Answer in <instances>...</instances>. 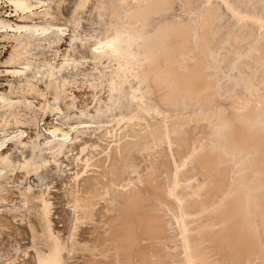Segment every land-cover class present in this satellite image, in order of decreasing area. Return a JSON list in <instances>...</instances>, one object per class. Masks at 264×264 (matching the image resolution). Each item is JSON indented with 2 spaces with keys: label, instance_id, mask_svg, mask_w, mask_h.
Returning a JSON list of instances; mask_svg holds the SVG:
<instances>
[{
  "label": "rangeland",
  "instance_id": "374dc122",
  "mask_svg": "<svg viewBox=\"0 0 264 264\" xmlns=\"http://www.w3.org/2000/svg\"><path fill=\"white\" fill-rule=\"evenodd\" d=\"M138 1L137 0H28V5H30V8H28L27 11H21L19 9L16 10L13 6H11V3H9L10 0H0V155H1L0 156V160H1L0 161V264H39V263L43 264V261H45L46 259L51 260L53 259V257L55 259L56 256H57L56 260L59 261L58 264L60 263L61 264H117L118 262H120L118 264H174V263L175 264H179V263L187 264L185 257L187 254H190V252H191V256H194L193 257L194 259L191 258L193 264H196V263H201V264H264V238H263L264 237V226H263L264 225V218H263L264 217V193H263L264 192L263 191L264 190V175L262 174V171L264 170V152L262 153L263 158L259 156V160L255 161V159L257 158L255 150L248 148L247 150L243 149L245 150L243 151V150L236 148L237 151L240 150L237 152L236 150H234L235 149L234 147L232 146L229 147V144H228L229 141L225 140L226 132L228 133V130L230 131V128L231 130H233L234 128V127L233 128L229 127L228 125V120L232 118L233 120H236L238 123H241V120L251 119L250 127H248L244 131L245 137H248L251 135L253 136V134L259 133L257 134L258 136L257 135L256 136L260 137L259 138L260 140L264 139V118H262L264 117V103H263L264 102V87H263L264 86V66H263L264 65V47H263L264 46V32L263 31L264 30L261 31V27L262 29H264V26H263L264 21L260 22V20L262 21L264 19V1L263 0L262 1L261 0H256V1L251 0L250 2V0H228L227 3L231 4L230 6H232L233 4V6L229 8V9L233 8L232 9L233 11H231L227 9V6H229L228 4H226L227 6L224 5L226 0H223L224 2H222V0H207V2L206 0H185L187 3L190 2L189 3L190 7L188 6L189 4L187 5V3L184 0H181V1L180 0L179 1L178 0H175V1L168 0L169 5L173 10L167 7L169 6L167 3L168 1L165 0L166 3L163 4V2L165 1L162 0L163 1L162 2L159 0V3L162 2L163 4V7L161 6L162 7L161 12H163L164 9L168 10L169 8V12L165 10L166 12H163L162 14L165 13L166 15L170 13V15H166L167 17L169 16L168 18H166L165 15L163 16L161 14L160 10L159 11L157 10V12H160V13H157L159 17L158 16L156 17V14H155L156 11L154 13L152 10L151 12H153L155 17L159 18V20L156 19L154 15L152 16L148 15V13H150L149 9L151 8L149 7L150 3L148 2L150 0H145L143 2L142 0H138ZM156 1L158 2V0ZM196 1L197 2L199 1V3H197ZM144 2H146L147 6L149 7V9L145 8L149 12H147L146 10L144 11L141 8L140 11H143L144 14L143 12H141V15L143 16L141 15L140 16L144 17L145 12H147L146 19L150 20V22L145 20L142 23L143 19L138 18L140 17L139 16L140 12H138L139 13L138 16L137 14L135 15V13H137L136 11H138L142 5H144V7L146 6V4H143ZM170 2L172 3L173 7L171 6ZM184 2L186 3L185 6L183 4ZM195 2H196V6H195ZM221 2L225 6L223 8L224 9L226 8V11L222 8L223 5L220 4ZM151 3H152L151 6H153L151 9H153L155 7L153 3L156 4V2L152 1ZM79 4H82L83 7L79 9L76 12V14H73L75 8ZM160 4H158L159 7L157 6L156 8L161 9ZM100 5H102L101 6L102 8L100 7ZM164 5H167V6L165 7ZM137 6H139V8ZM239 6L241 7L239 8ZM175 7H178V8H175ZM200 7L202 8V10ZM244 7H246V9ZM100 8L101 10H104V11H100ZM191 8L193 9L191 10ZM218 8L219 9L221 8L219 11L221 13L217 12ZM131 9H133L134 12H132L133 10ZM196 9L198 13L196 12ZM186 10L188 13L186 12ZM182 11H184V13ZM192 12H195L196 15L200 18V20L195 15V13H192ZM226 12H228L230 16ZM153 13H150V15ZM176 13H179V14L182 13L185 16V18H183L182 20L181 17L183 16L176 14ZM191 13L194 15H192ZM245 13L246 14L248 13L247 14L248 16ZM132 14H134L138 19H142V20L138 21V19H136L135 16ZM188 14H191V16L194 18H192ZM232 14H233V17L237 15L239 16V18L235 16V19H234L232 17ZM241 15H243L244 17ZM251 15H254V16L250 18ZM188 16L190 17V19L188 18ZM257 16L258 18H256ZM148 17L149 18L151 17V18L149 19ZM240 17L242 21L246 24L249 21L250 23L251 22L253 23L250 24L251 26L248 24V27H247V25H244V23L240 20ZM254 17L257 20H255ZM186 18H188L190 21H188V19ZM151 19L152 21L153 20L154 21L152 22ZM194 19L196 21L198 20V22L193 21ZM237 19L238 21H236ZM251 19H254L255 21L254 20L252 21ZM166 20L167 21L170 20V21L165 22ZM232 20H235V21H232ZM140 21L143 25L145 23L146 27L143 25H140ZM161 21L162 23L165 22V24L167 25L163 24L165 25L163 26L162 23H160ZM177 21H178L177 26L180 23L182 25L186 23L185 24L186 27L188 28L189 26L190 29L189 28L186 29L185 26H184L185 27L184 29L186 31L188 30V34L189 32L190 34L188 35L187 32L185 34L184 33L185 30L182 29V32L184 31L183 33L184 35H186L185 37V36H182L183 33L181 34L182 36L181 39L184 37H185L184 39H186V40L182 39L184 41V42L182 41V44H186L185 45L186 48L185 46L184 48H180L182 49L181 52H178L180 55L176 54L177 52H175V50L171 51V55H169L170 50L174 49L175 45L177 46L179 44L178 42H180L178 41L180 39L179 38L180 34L178 33L179 30H175V28H177L176 23L175 24L172 23V22H177ZM257 21L259 22L256 25L255 23H257ZM132 23L135 25H131ZM149 23L150 24L153 23L151 24L152 26ZM159 23L162 25V28L163 27L165 28V30L163 28L165 33L161 32L162 28ZM170 23H172L173 25ZM242 23L244 26L242 25ZM260 23H262V25ZM20 24L21 25H24V24L25 25H37V26L41 25L45 28L52 26V28L48 29L47 32L45 31V33L36 32L35 35L29 36L23 30L15 29V27ZM147 24L149 28H152L153 26L155 27L156 25L158 27L160 26L161 29L160 28L158 29H160L161 31L160 30L158 31V29H156L157 27H155L154 29V32L155 30L156 32H158L157 34L155 32V34L158 35V38L160 40H162L161 37H163L162 35H159L161 33L164 34L165 36L163 37L164 40L167 39L166 37L168 35H170L169 37H173L176 35V33H178L175 36L178 39L177 38L172 39V40L177 39L176 41L178 42H176V44L174 43L175 45H173L171 39L169 38L171 43L167 40L168 41L167 45L169 43H170L169 45L172 44L171 46L168 45L170 47L169 49L166 48L168 46L165 45L166 43H164V40H162L163 41L162 45L161 44L159 45V42H162V41L158 39L159 42L157 43L158 45H156L157 40L155 39L156 42H153L154 37L152 38V35L150 34L153 32L152 29L154 27L152 29H149L147 28ZM181 24L179 25V27L181 26L183 28ZM203 24L206 26H204ZM192 25H193V28L196 27V29L197 28L198 29L196 30L194 28L193 30ZM139 26H143L144 28H147V30H145L144 28L143 30L142 29L140 30V28L142 27H139ZM166 26L168 28H166ZM54 27H60L61 29L54 28ZM169 27H171L170 29L172 31L169 29ZM255 27H258V29L259 28L260 29L258 30ZM229 28H230V31H229ZM241 28L243 31L241 30ZM121 29H122V32L121 33L118 32L120 34L122 33L128 34L127 31L129 33L133 31L132 38L134 34H136V32L140 31L142 33L140 34L139 32V35L142 38H139V35H137L138 37L137 39L135 38L136 37L135 35L134 36L135 41L138 40V42H135L134 39L132 38L130 40L134 42H131V41H128L129 40L128 38H130L131 33L128 34L129 35L128 38H127L128 35L124 34V37H122L123 35L122 34L121 39H123L122 40L123 47H122V50H120L121 52L116 55L112 53H108V52H103L102 50L94 46V43L97 40H99L100 37L111 35L119 30L121 31ZM166 29H169L170 31L167 32ZM173 30H175L176 33H174L175 31L173 32ZM195 30L196 32L197 31L198 32L196 33ZM236 30H238L239 32L241 31V32L239 33ZM143 31H146V32H143ZM257 31L259 33H257ZM170 32L171 33L173 32L174 35L172 34L173 35L172 36ZM192 32L198 35L196 36ZM200 32L202 35L200 34ZM203 32L206 35H204ZM251 33L253 34L251 35ZM146 34H148L149 36L151 35V38L145 36ZM152 34L153 36L155 35L154 33ZM256 34H259V35H256ZM143 36H145L147 40L145 39V37L143 38ZM156 37L157 36H155V38ZM192 37H194L195 39ZM187 38H189L190 40H188ZM148 39H150V41L152 40V42L149 44L153 43L155 45V46H150L149 44H147V46L149 45L148 46L149 49L150 47L153 48V49L151 48L152 51H149V49L145 47L146 46L145 43L150 42L148 41ZM200 39L202 41H199ZM255 39H257L256 43H255ZM124 41L128 44V46L127 44H125ZM139 41L142 43H140ZM190 42L193 43L194 46H192L193 44H191ZM197 42L198 43L203 42L204 43L203 46H205L206 48L205 47H204L205 49L203 48L202 43L199 44L201 45L200 46L201 48H199V45L196 44ZM225 42H227L228 44ZM143 44H145V46ZM163 44L165 45V47ZM125 45L127 46V48L128 47L130 48V49L128 48L130 53L133 51L134 56L132 55V58L130 57L131 55H129V53L128 54L126 53L128 49L124 47ZM137 46L139 47V49H137L138 48ZM159 46H161V48ZM220 46L222 47V49L220 48ZM178 47H180V45H178ZM123 48H124V52H123ZM125 48H126V51H125ZM159 48L162 50H160ZM155 49L161 51L162 54L165 52L163 49L166 50L168 57L166 56V53H164V56L161 54V56H163V58L166 56L167 62L164 63V60L166 61V58L158 59L157 57V60L159 63L157 61H155L157 62V64L154 63V60H156L155 59L156 57L154 56L159 53ZM175 49L177 51V48ZM201 49H204V50L201 51ZM146 50H148L147 55L151 57V60L146 55L145 53ZM154 50L158 53L155 54ZM98 51L99 53H97ZM188 51L189 53H187ZM200 51L201 52L204 51V52L201 53ZM122 53H124L126 56H123L124 54L120 55ZM172 53L173 55L176 54V56L174 55L175 57H173ZM108 54L111 56L112 55L116 56V57H113V56L111 57ZM136 54L138 55L137 56L138 59L137 57L135 58ZM204 54L206 56H204ZM244 54H247V55L243 57ZM161 56L159 55V57ZM139 57L141 60L139 59ZM216 58L218 59L215 60ZM173 59L175 60V62ZM184 59H185V62L183 61ZM148 60L152 61L156 65V67L158 66L157 68L159 67L163 68L162 70L168 69L167 71H169L170 66H173L174 68L171 67V69H176V71H178L176 73V71L174 70L175 76L182 75L184 79L185 77H187L186 75H188V77L189 76L191 77V74L189 75L187 73H190L192 71L191 73L193 74V70L189 69L190 70L189 71L187 67H186L187 69L185 68V66H187V63H188V67H190L191 65H193L194 62H196L195 63L196 66L193 67L194 66L193 65L190 68L193 67L195 70H197L198 73L195 72L194 70L195 72L194 76L196 73L200 74L199 77L196 74V77H198L197 79H200L201 77L200 80H197L198 83L204 79L203 82L201 81L202 83L200 82L201 83L200 85L201 86L203 85L200 90L202 91L203 89V91L199 93L197 92L196 97H194L195 95L192 94L191 98L192 99L195 98L196 101L193 100L194 102H191V103L189 101H188L189 103L186 102L187 100H185L184 97H180L179 95H178L179 98L178 97L174 98L175 96H177L174 94V91L176 90L172 89L173 87L174 89H177V86L175 88V85H176V82H174L175 79H173L174 83L172 84L170 83L172 82V80L169 81V79H167L168 75L171 76L170 77L171 79L174 77L173 76L174 74L170 75V73L173 71L171 72L169 71L170 73L168 74L166 70L164 72L161 71V69L155 70L156 68L155 65L154 67L152 64L150 65L149 63H152V62ZM229 60H230V65L227 66L229 63ZM259 62H261L260 63L261 65L259 64ZM170 63L173 65H170ZM197 63L200 64V67L199 65L197 66ZM162 64H163V67H162ZM166 64H168L169 66H167ZM207 64L210 67H208ZM254 64H257V65H254ZM152 68H153V71H152ZM154 71H158L159 73L161 72L162 76L164 75L163 73H166V76L164 75L162 78L166 77L167 81L166 79H162L161 81L160 76H158L159 77L158 79H160V81H158L157 77L155 78L154 76V75L157 76V73L155 74ZM182 71H184L186 75L185 74L183 75ZM232 72L233 74H231ZM179 73H182V74H179ZM188 77H187V80L190 79V77L189 78ZM151 78H153V80L155 78L154 81H156L157 79L156 81L157 83L152 81ZM142 79H144L145 81ZM191 79H193L194 81V77L193 78L191 77ZM191 79L188 82L190 83L193 82L191 81ZM163 80H165L166 82ZM207 80L208 81L210 80V82H208ZM245 80L247 81V83L248 82L249 83L247 84ZM204 81H206V83ZM151 82H153V84ZM161 82H165V85L163 83L164 87L162 86ZM194 82H196V80ZM155 83L156 85H154ZM167 83L168 85H166ZM195 85H197V83ZM246 86H248V89L249 88L251 89L248 90ZM251 86L252 87L254 86V87L252 88ZM149 89H152V90H149ZM209 89L211 92L209 91ZM156 91L157 93H155ZM170 91H172L171 92L172 95L168 94L170 93ZM164 93H166L165 94L166 96L164 95ZM175 93L177 94V91ZM200 94L204 98L207 97V100H204V98L202 99ZM139 95L140 96L142 95L143 97L141 96L140 98ZM162 95H164L165 98ZM204 95H207V96H204ZM166 97H169V100L171 102H169L168 98ZM171 97H173L174 99H177V101L180 100L178 102L179 105L176 104L177 101L173 100V98ZM200 97L202 99L201 102L199 100ZM130 98L133 100H131ZM135 98H136L135 104H133L134 102L131 103L130 101H134ZM191 98H189L190 101H192ZM142 99L144 100L142 101ZM171 99L173 100V102ZM164 100H166L167 103L166 101L164 102ZM211 101H214V103H211ZM210 103L213 105H210ZM170 104L173 106V108ZM194 105H196L197 107L196 106L194 107ZM141 108L144 109L145 113L143 112ZM146 108L149 110V113ZM152 109H154V111ZM221 110L223 111L221 112ZM235 112L236 114L234 115ZM126 113L127 114L130 113V114L127 115ZM199 113L201 114L200 117H198ZM223 113L225 115L224 117H223ZM167 114L170 115L171 117H167ZM151 115L152 116L154 115V116L152 117ZM176 115H178V117ZM253 115L257 117L258 120ZM207 116L208 118L209 117L210 118L207 119ZM130 118L132 119V121H130L131 120ZM126 119H129V121ZM226 119L228 120L226 121ZM125 120L128 123H126ZM138 120H140L141 122L139 121L138 123ZM133 121H137V123ZM210 122L216 125H211ZM221 122L225 125V127ZM254 122H256L257 124ZM130 123L131 125H128ZM149 123H152L154 125H151ZM155 123L156 124L158 123L159 125H156ZM134 124H137V125L133 126ZM164 124H166L165 126L166 128H164ZM207 124H208V127H207ZM221 124L223 126H221ZM143 125H147V126L144 127ZM161 125H163V128L161 127ZM212 126L213 127L216 126V129H217V126L218 127L220 126L221 129L224 127V129L221 130L220 128H218L220 131H218L217 129L218 131L217 133L216 129H214L215 127L212 129ZM249 128L252 131H250ZM163 129L164 130L166 129L165 130L166 132ZM179 129L181 130V132ZM254 129H257V130H254ZM140 130L142 131V133H139L141 132ZM247 130L249 131L250 134L254 130V133L250 135L249 133H247L248 132ZM126 131L128 132L130 131L129 134H127L128 132ZM133 131L135 132L134 134H138V135H133L132 134ZM106 132L109 133L107 136H106L107 134ZM171 132H173L175 136ZM165 133H167L166 138L165 136H163ZM159 134L161 135L159 136ZM210 134H212L213 136ZM222 134H223V137H221ZM60 135L67 136L68 138L66 137L67 138L66 139L64 136L63 138H61L62 136ZM181 138L182 139L184 138L185 141L182 140L183 142H180L179 139ZM220 139L222 143L220 142ZM184 142H186L185 145H181ZM90 144L93 150L90 148ZM84 145L86 148L84 147ZM108 145L110 146L108 147ZM170 145H171V148H170ZM213 145H216V147L219 149L215 148V146L213 147ZM48 146H51V147H48ZM115 146L118 148H116ZM183 146L184 148H182ZM83 147L86 150H84ZM213 148L215 149L213 150ZM230 148L231 150H229ZM218 150H221V151H218ZM82 151H84V153H82ZM221 152L222 153L224 152L225 156ZM3 154L4 156H7V158L9 157V161H10L9 164L5 166L3 165V163H1L2 158L4 157ZM80 156L82 157V159ZM245 156L246 157L248 156V157L245 158ZM205 157L208 158L207 161ZM241 157L243 158V161ZM203 158L205 161L203 160ZM244 158L246 160H244ZM210 159L212 160L211 162H209ZM23 160L25 162H23ZM30 160H31V162L29 163L30 166L26 165L25 163ZM213 160H216V161H213ZM254 162L255 163L258 162L262 168L260 167V170L256 166L251 168ZM10 163L12 164L10 165ZM31 163H33L34 165ZM84 163L86 164V166ZM207 163H211V165L213 163V165L212 166L210 164L207 165ZM83 165L85 166V168H87V165L89 166L87 169H85L83 168L84 167ZM90 165L93 167L94 170H92V167H90ZM208 168H211V169H208ZM80 169L81 170L85 169L84 174H83L84 176L82 175L83 171L77 173V171H81ZM86 171H88L89 173ZM79 174L81 176H79ZM137 175H139V177H137ZM82 176L85 180L84 183L82 182L84 181ZM75 177L77 179L74 180ZM125 182L127 183L124 184ZM78 184H81L82 187ZM111 185L113 186L115 185V186L113 187ZM106 186L109 188H107ZM126 186L128 187L126 188ZM173 186L174 188H176L174 189V193L176 192L177 193L176 195L178 196H175V194L173 193L171 194V196L173 195L171 198L170 194L168 193V190L169 189L171 190ZM78 187H79V190H78ZM242 187H244L243 189L244 192L242 191ZM256 187L258 188L257 191H256ZM118 188L120 189L119 191H118ZM103 189H105V191ZM234 189L236 190L234 191ZM107 190H110V191H107ZM178 190L180 191L178 192ZM183 190H185L186 192ZM48 192L50 195H48ZM84 192L85 193L88 192V194H85ZM40 194L43 196L42 201H41ZM167 194H169V196ZM189 194H191L193 198H191L192 196ZM78 195L79 196L81 195V196L79 197ZM180 196L181 197L183 196V197L181 198ZM178 197L181 199H179ZM203 197L205 198V200ZM213 197L217 199H214ZM89 198H92L94 200L95 205L94 204L92 205V203L94 202H91L93 201L92 199L88 200ZM87 200L90 204H88ZM253 200L256 201V203H254ZM97 201L99 204H96ZM109 202H111L112 204ZM173 202L175 203V205ZM248 202L251 203V205H249ZM45 204L46 206L52 205L53 207L50 206V209H49L48 207L45 206ZM257 204H260V205H257ZM242 205L244 207H242ZM72 206L73 208H75L74 210L77 215L76 214L74 215L75 212L73 211V208H71ZM219 206H221L220 209L218 208ZM234 207L235 208L238 207V208L235 209ZM80 208L81 209L83 208V209L81 210ZM87 209H91V210H87ZM42 210H45V212H42ZM240 211H242L243 213L242 212L240 213ZM260 211H263V212H260ZM78 212H80V214H78ZM84 212L85 214H83ZM212 212L214 213L212 214ZM82 214H83V217H82ZM107 214L108 215L110 214V215L108 216ZM46 218L47 220L45 221ZM191 218L192 219L194 218V220L192 221ZM75 222H78V223H75ZM183 223H186L188 225L187 227V225L184 224L185 236L186 238L188 237L187 238L188 242L186 243V245L185 243H183L184 241L182 240L183 232L181 230V226H182L181 224ZM255 225H257V227ZM203 226L205 228H203ZM28 227H30L29 228L30 230L28 229ZM186 229H188V231ZM193 229L195 231H193ZM206 229H209V231H207ZM178 231L179 233L177 234ZM33 232L36 234H34ZM198 233L203 236L202 237L199 236ZM44 235H45V238H42V236L44 237ZM50 235L52 238L50 237ZM198 236L200 237V239L198 238ZM220 238L222 240H220ZM259 239L261 240L259 241ZM53 240L57 241L56 242L57 244ZM261 241L263 242V244L261 243ZM249 244H250V247H249ZM194 246H196L195 250L193 248ZM53 248L54 250H52ZM132 248L134 249L132 250ZM50 249L53 251V253L49 252L51 251ZM196 250L198 253L196 252ZM192 252H193V255H192ZM37 254L39 257L41 256V258H39ZM50 254H51V257H50ZM115 256L117 257V259ZM35 258H36V261H35ZM193 260H196V263ZM200 260L201 262H197ZM38 261H41V262L38 263Z\"/></svg>",
  "mask_w": 264,
  "mask_h": 264
},
{
  "label": "bare ground",
  "instance_id": "6f19581e",
  "mask_svg": "<svg viewBox=\"0 0 264 264\" xmlns=\"http://www.w3.org/2000/svg\"><path fill=\"white\" fill-rule=\"evenodd\" d=\"M137 1H138V0H137ZM143 1H145V0H142V2H143ZM150 1H151V2H152V1H153V2H156V4L153 3L154 6H155V7H154L155 10H154V8L151 9L153 6H151L152 3H151ZM150 1H148V2L150 3V5H149V7H151L150 9H149V7L147 6L146 2H144L143 4H146V6L144 7V5H142L140 8H139V6H140L141 4H140L139 6H137V7L139 8V10H138V11L135 10V11L137 12V13H135V15L137 14V16H138V14H139L138 12H140V14H139V16H140V15H141V12H143V11H140V9L142 8V9L145 11V10H146L145 8H147V9L150 10V13H153V12L155 13V11H156L155 14H156V17H157V16H158L157 13H160V12H161L162 7H163V4H165L166 1H168V0H166V1L163 0V1H165V2H163L162 0H160V1L163 2V4H162V2H160L162 5L159 3V0H158V2H157L156 0H150ZM169 1H170V0H169ZM169 1L167 2L168 5H169ZM171 1H172V0H171ZM174 1H175V0H174ZM178 1H179V0H178ZM178 1H177V2H178ZM180 1H181V0H180ZM184 1H185V0H184ZM227 1H228V0H226V2H225L224 5L228 4L229 6H227V5H226V6H227V9H229L230 7L233 6V4H232V6H230L231 4L227 3ZM255 1H256V0H255ZM261 1H262V0H261ZM263 1H264V0H263ZM37 2H38V1H37ZM111 2H112V1H111ZM185 2H186V1H185ZM185 2L183 3L184 6H185L186 3H187V2H186V3H185ZM196 2H197V1H196ZM196 2H195V6H196ZM206 2H207V0H206ZM222 2H224V1L222 0ZM222 2H221L220 4H222ZM250 2H251V0H250ZM9 3H11V6H13L16 10L19 9V10H21V11H27L28 8H30V5H28V0H10ZM98 3H99V2H98ZM113 3H114V2H113ZM138 3H139V1H138ZM140 3H141V2H140ZM157 3L160 4V7L162 6L161 9L156 8L157 6L159 7V5H158ZM170 3H171V2H170ZM189 3H190V2H189ZM189 3H187V5H188ZM197 3H199V1H198ZM218 3H219V2H218ZM256 3H257V2H256ZM256 3H255V4H256ZM107 4H108V2H107ZM193 4H194V2H193ZM234 4H235V2H234ZM246 4H247V3H246ZM98 5H99V4H98ZM197 5H198V4H197ZM214 5H215V4H214ZM222 5H223V4H222ZM224 5L222 6V8L225 7ZM101 6H102V5H100V7H101ZM103 6H104V5H103ZM111 6H112V5H111ZM119 6H120V5H119ZM164 6L166 7L167 5H164ZM171 6L173 7L172 3H171ZM176 6H177V4H176ZM180 6H181V4H180ZM188 6L190 7V4H189ZM188 6H187V7H188ZM193 6H194V5H193ZM200 6H202V5H200ZM220 6H221V5H220ZM252 6H253V5H252ZM82 7H83V5H82V4H79V5L75 8L73 14H76V12H77L79 9H81ZM143 7H144V8H143ZM165 7H164V8H165ZM167 7L171 8L170 5L167 6ZM198 7H199V6H198ZM240 7H241V6H239V8H240ZM246 7H247V6H246ZM246 7H244V8L246 9ZM101 8H102V7H101ZM101 8H100V11H104V10H101ZM106 8H107V7H106ZM110 8H111V7H110ZM113 8H114V7H113ZM126 8H128V7H126ZM135 8H136V7H135ZM135 8H134V9H135ZM169 8H168V10L164 9L163 12H166V11L169 12ZM175 8H178V7H175ZM175 8H174V9H175ZM193 8H194V7H193ZM193 8H191V10H192ZM196 8H197V7H196ZM200 8H201V7H200ZM200 8H199V10H200ZM206 8H207V7H206ZM216 8H217V7H216ZM254 8H255V7H254ZM103 9H104V8H103ZM114 9H115V8H114ZM179 9H180V7H179ZM179 9H177V10H179ZM184 9H186V8H184ZM187 9H188V8H187ZM207 9H208V8H207ZM212 9H213V8H212ZM214 9H215V8H214ZM220 9H221V8H220ZM220 9L218 8V11H217V12H219ZM223 9H224V8H223ZM232 9H233V8H232ZM232 9H229V10L233 11ZM117 10H118V9H117ZM119 10H120V9H119ZM124 10H125V9H124ZM131 10H133V9H131ZM131 10H129V11H131ZM152 10H153V12H151ZM157 10H158V11L160 10V12H157ZM165 10H166V11H165ZM171 10H173V9L171 8ZM181 10H182V9H181ZM181 10H180V12H181ZM194 10H195V9H194ZM194 10H193V11H194ZM199 10H198V11H199ZM201 10H202V8H201ZM224 10L226 11V8H225ZM234 10H235V9H234ZM238 10H239V9H238ZM247 10H248V9H247ZM247 10H246V11H247ZM249 10H250V9H249ZM112 11H113V10H112ZM146 11H147V10H146ZM175 11H176V10H175ZM207 11H208V10H207ZM255 11H256V10H255ZM114 12H115V11H114ZM114 12H112V13H114ZM124 12H125V11H124ZM132 12H134V10H133ZM147 12H149V11H147ZM147 12H145V15L147 14ZM163 12H161V14H162ZM180 12H179V13H180ZM182 12L184 13V11H182ZM186 12H187V10H186ZM196 12H197V9H196ZM228 12H229V11H228ZM228 12H226V13L228 14ZM235 12H236V11H235ZM235 12H234V14H235ZM112 13H111V14H112ZM117 13H118V12H117ZM120 13H121V12H120ZM128 13H129V12H128ZM150 13H148L149 16L154 15V13L151 14V15H150ZM179 13H176V14H179ZM187 13H188V12H187ZM192 13H195V12H192ZM192 13H191V14H192ZM197 13H198V12H197ZM204 13H205V12H204ZM219 13H221V12H219ZM229 13H230V12H229ZM249 13H250V12H249ZM98 14H99V13H98ZM115 14H116V13H115ZM124 14H125V13H124ZM143 14H144V12H143ZM185 14H186V13H185ZM191 14H188V15L191 16ZM216 14H218V13H216ZM230 14H231V13H230ZM245 14H246V13H245ZM247 14H248V13H247ZM247 14H246V15H247ZM253 14H254V13H253ZM116 15H117V14H116ZM120 15H121V14H120ZM127 15H128V14H127ZM132 15H134V14H132ZM135 15H134V16H135ZM145 15H144V17H141V16H143V15H141L140 17H138V18H142L143 20H142V19H138L136 16H135V18L138 19V21H139V20H142V23H143L145 20H147V19H146L147 15H146V16H145ZM162 15L164 16L165 13L162 14ZM166 15H170V13H168V14H166ZM166 15H165V17L168 18L169 16L167 17ZM172 15H173V14H172ZM179 15L183 16V17H181L182 20H183V18H185V16H184L182 13L179 14ZM179 15H178V16H179ZM192 15H194V14H192ZM195 15H196V13H195ZM203 15H204V14H203ZM207 15H209V14H207ZM228 15H229V14H228ZM228 15H227V16H228ZM254 15H255V14H254ZM254 15H251L250 18H252V16H254ZM123 16H124V15H123ZM125 16H126V15H125ZM134 16H133V17H134ZM196 16H197V15H196ZM196 16H195V17H196ZM201 16H202V15H201ZM218 16H219V15H218ZM229 16H230V15H229ZM235 16L239 18V16H237V15H235ZM235 16L233 17V14H232V17H233L234 19H235ZM241 16H243V15H241ZM247 16H248V15H247ZM114 17H115V16H114ZM118 17H119V16H118ZM127 17H128V16H127ZM154 17H155V15H154ZM156 17H155V18H156ZM158 17H159V16H158ZM186 17H187V15H186ZM191 17H192V16H191ZM197 17H198V16H197ZM221 17H222V16H221ZM243 17H244V16H243ZM120 18H121V17H120ZM130 18H131V17H130ZM144 18H145V19H144ZM148 18H149V17H148ZM150 18H151V17H150ZM150 18H149V19H150ZM152 18H153V17H152ZM170 18H171V16H170ZM172 18H173V16H172ZM188 18L190 19L189 16H188ZM188 18H186V19H188ZM192 18H194V17H192ZM198 18H199V17H198ZM206 18H207V17H206ZM213 18H214V17H213ZM217 18H218V17H217ZM226 18H227V17H226ZM233 18H232V19H233ZM247 18H248V17H247ZM254 18H255V17H254ZM256 18H258V16H257ZM256 18H255V20H257ZM133 19H134V18H133ZM153 19H154V18H153ZM156 19L159 20V18H156ZM174 19H175V18H174ZM189 19H188V21H190ZM196 19H197V18H196ZM219 19H220V18H219ZM221 19H223V18H221ZM224 19H225V17H224ZM261 19H262V17H261ZM120 20H121V19H120ZM122 20H123V19H122ZM128 20H129V18H128ZM158 20H157V21H158ZM162 20H163V19H162ZM167 20H168V19H167ZM167 20H166L165 22H169V21H170V20H169V21H167ZM171 20H172V19H171ZM177 20H179V19H177ZM199 20H200V18H199ZM205 20H206V19H205ZM229 20H230V19H229ZM240 20L242 21L241 17H240ZM249 20H250V19H249ZM251 20L253 21L254 19H251ZM255 20H254V21H255ZM259 20H260V18H259ZM130 21H131V20H130ZM135 21H136V20H135ZM147 21L150 22V20H147ZM147 21H146V22H147ZM151 21H152V19H151ZM153 21H154V20H153ZM153 21H152V22H153ZM173 21H174V20H173ZM180 21H181V20H180ZM193 21L198 22V20L196 21L195 19H194ZM203 21H204V20H203ZM212 21H213V20H212ZM222 21H223V20H222ZM232 21H235V20H232ZM236 21H238V19H237ZM245 21H246V20H245ZM263 21H264V19H263L262 21L260 20V22H263ZM165 22L162 23V21H161L160 23H162V25H163V24H165ZM200 22H201V21H200ZM214 22H215V21H214ZM224 22H225V21H224ZM242 22H243V21H242ZM258 22H259V21H257V23H255V22H254V23L257 25ZM115 23H116V21H115ZM117 23H118V22H117ZM119 23H120V21H119ZM138 23H139V22H138ZM142 23H141V21H140V25H143ZM154 23H155V22H154ZM160 23H159V24H160ZM172 23H174V24L176 23V27H177V28H175V30H179V32L177 31V32L180 34V36L178 35L179 38H180L178 41H180L181 43L178 42V41H176L178 38L175 37V36H176L178 33H176L175 30H173V32L175 31L174 33H176L175 36H173V35H174L173 32H172V33L170 32L171 35L173 34V35H172L173 37H169L170 35H168V36L166 37L167 39L164 40L163 37H165V36H164V34H162L161 32L165 33V32H164L165 28L163 27V28H164V30H163L162 25L160 24V25H161V28H162V31H161V30H160V29H161L160 26H159V27H158L157 25L155 26V27H157L156 29L160 28V29H158V31H159V30L161 31V32H160L161 34H159V35H162V36H163V37H161V39L164 40V43H166V44H165L166 46H168V45L171 43V41H172L173 45H175L176 42H178L179 44H178V43H177V44L180 45V47H178V45H177V46L175 45L174 49L170 50V54H169V55H171V51H173V50H175V52H177L176 54H179L178 52H181V51H182V49H180V48H184V46L186 45V44H182V41H183L182 39H184V38L186 37V35H184V33L186 34V32H187V34H188V30L186 31V30L184 29V28L186 27V25H185L186 23H185L184 25H182V24L179 22V23L183 26V28H182L181 26H180L181 28L179 27L180 24L177 26L178 21H177V22H172ZM172 23H170V24H172ZM182 23H183V22H182ZM192 23H193V22H192ZM215 23H216V22H215ZM235 23H236V22H235ZM238 23H239V22H238ZM243 23H244V22H243ZM243 23H242V25H243ZM251 23H253V22H251ZM251 23H250V21H249V22H247V24L244 23V25H247V27H248V24L250 25ZM149 24H150V23H149ZM151 24H153V23H151ZM151 24H150V25H151ZM156 24H157V22H156ZM170 24H169V25H170ZM187 24H189V23H187ZM190 24H191V22H190ZM199 24H200V23H199ZM207 24H209V23H207ZM212 24H213V22H212ZM216 24H217V23H216ZM236 24H237V23H236ZM260 24L262 25V23H260ZM118 25H119V24H118ZM131 25H135V24L132 23ZM165 25H167V24H165ZM165 25H163V26H165ZM169 25H168V26H169ZM172 25H173V24H172ZM203 25H204V24H203ZM240 25H241V24H240ZM240 25H239V26H240ZM242 25H241V26H242ZM244 25H243V26H244ZM261 25H260V26H261ZM110 26H112V25H110ZM128 26H129V25H128ZM143 26L146 27V24L144 23ZM143 26H139V27H142V28H140V30H141V29L143 30V28H144ZM151 26H152V25H151ZM170 26H171V25H170ZM184 26H185V27H184ZM187 26H188V25H187ZM194 26H195V24H194ZM204 26H206V25H204ZM208 26H209V25H208ZM218 26H219V25H218ZM234 26H235V25H234ZM239 26H238V27H239ZM250 26H251V25H250ZM250 26H249V27H250ZM263 26H264V25H263ZM122 27H123V26H122ZM133 27H134V26H133ZM153 27H154V26H153ZM153 27H152V28H153ZM155 27H154L153 29H152V28H149V27H148V24H147V28L152 29V30H153L152 33H154V34H155V32H156V30H155V32H154ZM173 27H174V26H173ZM199 27H201V26H199ZM232 27H233V26H232ZM238 27H236V28H238ZM258 27H259V26H258ZM258 27H255V28L258 29ZM51 28H52V26H50V27H46V28H45V27H43V26H41V25H40V26H37V25H25V24H24V25H21V24H20V25H17V26L15 27V29H17V30H23V31L26 32L27 35H29V36H31V35H35L36 32H40V33L44 32V33H45V31L47 32V30H48V29H51ZM54 28H59V29H61L60 27H54ZM54 28H53V29H54ZM116 28H117V27H116ZM119 28H121V27H119ZM119 28H118V29H119ZM137 28H138V26H137ZM147 28H144V29L147 30ZM166 28H168V27L166 26ZM170 28H171V27H169V29H170ZM178 28H180L181 31H180V29H178ZM188 28L190 29L189 26H188ZM188 28L186 27V29H188ZM192 28H193V25H192ZM192 28H191V30H192ZM194 28L196 29V27H194ZM194 28H193V30H194ZM202 28H203V27H202ZM218 28H219V27H218ZM233 28H234V27H233ZM233 28H232V29H233ZM243 28H245V27H243ZM252 28H253V27H252ZM252 28H251V29H252ZM106 29H107V28H106ZM110 29H112V28H110ZM126 29H127V28H126ZM169 29H166L167 32L171 30V29H170V30H169ZM182 29L185 30V32L183 31L184 33L182 32ZM197 29H198V28H197ZM197 29H196V30H197ZM200 29H201V28H200ZM203 29H204V28H203ZM209 29H210V28H209ZM232 29H231V30H232ZM259 29H260V28H259ZM259 29H258V30H259ZM116 30H117V29H116ZM127 30H128V29H127ZM196 30H195V32H196ZM216 30H218V29H216ZM222 30H223V29H222ZM241 30H242V28H241ZM247 30H248V29H247ZM262 30H264V29H262V27H261V31H262ZM113 31H114V30H113ZM136 31H137V30H136ZM171 31H172V30H171ZM203 31H204V30H203ZM229 31H230V28H229ZM229 31H228V32H229ZM236 31H238V30H236ZM242 31H243V30H242ZM118 32L121 33V32H122V29H121V31L119 30V31H117V32H115V33H113V34H111V35H107V36H105V37H100V39L97 40V41L95 40L96 42L94 43V46H95L96 48L102 50L103 52L112 53V54H114V55L120 53V52H121L120 50H122V47H123V46H122V44H123V41H122V40H123V39H121V38L124 37V34H125V35H128V34L131 33L130 38H128L129 35L127 36V38L129 39L128 41H131L130 39L132 38V32H133V31L130 32V33L127 31L128 34H126V33L123 34V33H122L123 35L120 34V33H118ZM124 32H125V31H124ZM139 32H140V31H138V32H136V34H134V36L136 35L135 38H137V39H138L137 35H139ZM143 32H146V31H143ZM147 32H148V31H147ZM193 32H194V31H193ZM193 32H192V33H193ZM197 32H198V31H197ZM197 32H196V33H197ZM215 32H216V31H215ZM219 32H220V31H219ZM238 32H239V31H238ZM240 32H241V31H240ZM240 32H239V33H240ZM252 32H253V31H252ZM255 32H256V31H255ZM263 32H264V31H263ZM106 33H108V32H106ZM137 33H138V34H137ZM141 33H142V32H140V34H141ZM152 33H150V34L152 35V38L154 37V38H153V39H154L153 42H156V41H155V39H156V40H157L156 45H158L157 43L159 42V41H158L159 38H158V35H156L158 32H156V34H155L154 36H153ZM182 33H183L182 36H185V37L181 39V37H182L181 34H182ZM226 33H227V31H226ZM257 33H259V32L257 31ZM143 34H144V33H143ZM166 34H168V33H166ZM166 34H165V35H166ZM189 34H190V32H189ZM189 34H188V35H189ZM193 34H195V33H193ZM200 34H201V32H200ZM203 34H204V32H203ZM214 34H215V33H214ZM217 34H218V33H217ZM232 34H233V33H232ZM248 34H249V32H248ZM248 34H247V35H248ZM252 34H253V33H251V35H252ZM260 34H261V33H260ZM105 35H106V34H105ZM121 35H122V37H121ZM151 35L149 36L148 34H146L145 36L151 38ZM195 35L197 36L198 34H195ZM201 35H202V34H201ZM204 35H206V34H204ZM204 35H203V36H204ZM237 35H238V34H237ZM256 35H259V34H256ZM134 36H133L132 39H134V41H135ZM141 36H142V35H141ZM145 36H143V38H144ZM155 36H157V37L155 38ZM191 36H193V35H191ZM196 36H194V37H196ZM214 36H215V35H214ZM225 36H226V35H225ZM230 36H231V34H230ZM230 36H229V37H230ZM194 37H192V38H194ZM199 37H200V36H199ZM204 37H205V36H204ZM234 37H235V36H234ZM256 37H257V36H256ZM258 37H260V36H258ZM261 37H262V36H261ZM127 38H125V39H127ZM139 38H142V37H140V35H139ZM169 38L171 39V41L169 40ZM173 38H177V39H176V40H172ZM197 38H198V37H197ZM251 38H252V37H251ZM137 39H136V40H137ZM145 39H146V37H145ZM145 39H144V40H145ZM187 39L190 40L189 38H187ZM194 39H195V38H194ZM201 39H202V38H201ZM201 39H200L199 41H202ZM203 39H204V38H203ZM225 39H226V38H225ZM229 39H230V38H229ZM257 39H258V38H257ZM257 39H255V43L257 42V41H256ZM260 39H261V38H260ZM139 40H140V39H139ZM142 40H143V39H142ZM142 40H141V41H142ZM146 40H147V39H146ZM159 40H160V39H159ZM162 40H160V41H162ZM167 40L170 42L168 45H167V42H168ZM184 40H186V39H184ZM204 40H205V39H204ZM231 40H232V39H231ZM250 40H251V39H250ZM125 41H126V40H125ZM125 41H124V42H125ZM134 41H131V42H134ZM148 41H150V39H148ZM165 41H166V42H165ZM174 41H175V42H174ZM191 41H193V40H191ZM194 41H195V40H194ZM197 41H198V40H197ZM229 41H230V40H229ZM126 42H127V41H126ZM126 42H125V44H127ZM135 42H138V40L135 41ZM139 42H140V41H139ZM151 42H152V40H151L150 42H148V43L146 42V43H145L146 46H145V44H143V45H144L145 47H147V49H149V48H148L149 45H150V46H155L153 43H152L153 45H152V44H149V43H151ZM183 42H184V41H183ZM185 42H186V41H185ZM220 42H221V41H220ZM227 42H228V41H227ZM227 42H225V43H227ZM259 42H260V41H259ZM140 43H142V42H140ZM162 43H163V41H162V42H159V45H160V44L162 45ZM174 43H175V44H174ZM190 43H191V42H190ZM190 43H188V44H190ZM200 43H202V46H203L204 43H203V42H200ZM200 43L197 42L196 44L199 45ZM205 43H206V42H205ZM147 44H149V45L147 46ZM181 44H182L183 47L181 46ZM191 44H193V43H191ZM223 44H224V43H223ZM227 44H228V43H227ZM129 45H130V43H129ZM133 45H134V44H133ZM135 45H136V44H135ZM163 45H164V44H163ZM165 45H164V47H165ZM171 45H172V44H171ZM171 45H169V46H171ZM209 45H210V44H209ZM240 45H241V44H240ZM127 46H128V44H127ZM127 46L125 45L124 47L127 48ZM169 46L166 47V48L169 49V48H170ZM192 46H194V44H193ZM196 46H197V45H196ZM200 46H201V45H199V48H201ZM212 46H213V45H212ZM250 46H251V44H250ZM137 47H138V46H137ZM156 47H158V46H156ZM159 47L161 48V46H159ZM187 47H188V46H187ZM197 47H198V46H197ZM204 47H205V46H203V48H204ZM252 47H253V45H252ZM252 47H251V48H252ZM263 47H264V46H263ZM126 48H125V51H126ZM128 48H129V47H128ZM128 48H127V49H128ZM142 48H143V47H142ZM151 48H152V47H150L149 51H152ZM154 48H155V47H154ZM160 48H159V49H160ZM162 48H163V46H162ZM175 48H177V51H176ZM178 48H179V49H178ZM185 48H186V46H185ZM192 48H193V47H192ZM199 48H198V50H199ZM205 48H206V47H205ZM205 48H204V49H205ZM220 48L222 49L221 46H220ZM238 48H239V47H238ZM251 48H250V49H251ZM129 49H130V48H129ZM129 49H128V51H129ZM134 49H135V48H134ZM137 49H139V47H138ZM152 49H153V48H152ZM204 49H201V51L204 50ZM217 49H218V48H217ZM227 49H228V48H227ZM254 49H255V48H254ZM155 50L158 51L159 53L156 52ZM155 50H154V51H155V54L158 53V54H156V55L154 56V57H156V58H155L156 60L152 59V60H154V63H155V64H157V62H158L157 57H158V59H159V58H163L164 53H166V56L168 57L167 52H166L165 49H163V50L165 51L163 54H162L161 51H159V50H157V49H155ZM160 50H162V49H160ZM178 50H179V51H178ZM128 51H126V53H127V54L129 53V55H131L130 57L132 58V55L134 56L133 51H132L131 53H130V51H129V52H128ZM135 51H136V50H135ZM144 51H145V50H144ZM147 51H148V50H146V52H145L146 55L148 54ZM167 51H168V50H167ZM192 51H193V50H192ZM201 51H200V52H201ZM249 51H251V50H249ZM123 52H124V48H123ZM142 52H143V50H142ZM160 52H161V53H160ZM194 52H195V51H194ZM203 52H204V51H203ZM203 52H201V53H203ZM218 52H219V51H218ZM220 52H221V51H220ZM224 52H225V51H224ZM231 52H232V51H231ZM97 53H99V51H98ZM149 53H150V52H149ZM168 53H169V52H168ZM173 53H174V52H173ZM173 53H172V56L175 57L176 54H174V55H175V56H174ZM187 53H189V51H188ZM187 53H186V55H187ZM198 53H199V52H198ZM222 53H223V52H222ZM251 53H252V52H251ZM123 54H124V53H122V54H120V55H123ZM161 54H162L163 56H161ZM192 54H193V52H192ZM192 54H191V55H192ZM207 54H208V53H207ZM215 54H216V53H215ZM236 54H237V53H236ZM241 54H242V53H241ZM108 55H109V54H108ZM129 55H128V57H129ZM139 55H140V54H139ZM142 55H143V54H142ZM153 55H154V53H153ZM159 55H160L161 57H159ZM179 55H180V54H179ZM184 55H185V54H184ZM196 55H197V54H196ZM202 55H203V54H202ZM202 55H200V56H202ZM246 55H247V54H244L243 57H245ZM251 55H252V54H251ZM251 55H249V56H251ZM109 56H111V55H109ZM112 56H113V55H112ZM112 56H111V57H112ZM123 56H126V55L124 54ZM137 56H138V55L136 54V55H135V58H136ZM147 56H148V55H147ZM147 56H146V58H147ZM166 56H165L163 59H165ZM177 56H178V55H177ZM204 56H206V55L204 54ZM222 56H223V55H222ZM234 56H235V55H234ZM256 56H257V55H256ZM113 57H116V56H113ZM121 57H122V56H121ZM128 57H126V58H128ZM208 57H209V56H208ZM213 57H214V56H213ZM217 57H218V56H217ZM220 57H221V56H220ZM243 57H242V58H243ZM123 58H124V57H123ZM135 58H134V59H135ZM148 58H150V60H151V57L148 56ZM179 58H180V57H179ZM190 58H191V57H190ZM205 58H206V57H205ZM240 58H241V57H240ZM249 58H251V57H249ZM137 59H138V57H137ZM139 59H140V57H139ZM176 59H177V57H176ZM181 59H182V58H181ZM188 59H189V58H188ZM192 59H193V57H192ZM217 59H218V58H216L215 60H217ZM236 59H237V58H236ZM238 59H239V58H238ZM140 60H141V59H140ZM142 60H144V59H142ZM146 60H147V59H146ZM150 60H148V61H150ZM173 60H174V59H173ZM199 60H200V59H199ZM199 60H198V61H199ZM201 60H202V59H201ZM205 60H206V59H205ZM215 60H214V61H215ZM240 60H241V59H240ZM244 60H245V59H244ZM259 60H260V59H259ZM133 61H134V60H133ZM155 61H157V62H155ZM171 61H172V59H171ZM183 61L185 62V59H184ZM187 61H188V60H187ZM187 61H186V62H187ZM193 61H195V60H193ZM198 61H197V62H198ZM212 61H213V60H212ZM140 62H141V61H140ZM142 62H143V61H142ZM145 62H146V61H145ZM150 62H152V61H150ZM165 62H167V58H166V61L164 60V63H165ZM174 62H175V60H174ZM199 62H200V61H199ZM199 62H198V63H199ZM237 62H238V61H237ZM147 63H149V62H147ZM154 63L152 62V63H149V64H150V65L152 64L153 67H154V65H155ZM158 63H159V62H158ZM177 63H178V62H177ZM189 63H190V62H189ZM195 63H196V62L193 63L194 66L191 65V64H189V65L195 67V66H196ZM198 63H197V66L199 65V67H200V64H198ZM204 63H205V62H204ZM214 63H215V62H214ZM257 63H258V62H257ZM260 63H261V62H259V64H260ZM262 63H263V62H262ZM130 64H131V63H130ZM139 64H140V63H139ZM143 64H144V63H143ZM168 64H169V63H168ZM168 64H166V65L169 66ZM182 64H183V63H182ZM215 64H216V63H215ZM226 64H227V63H226ZM141 65H142V64H141ZM150 65H148V66H150ZM170 65H173V64L170 63ZM175 65H176V64H175ZM177 65H178V64H177ZM183 65H184V64H183ZM185 65H186V64H185ZM229 65H230V60H229V63H228L227 66H229ZM231 65H232V64H231ZM249 65H250V64H249ZM254 65H257V64H254ZM260 65H261V64H260ZM148 66H147V67H148ZM159 66H160V65H159ZM181 66H182V65H181ZM191 66H190V67H191ZM207 66H208V64H207ZM214 66H215V65H214ZM233 66H234V65H233ZM240 66H241V65H240ZM263 66H264V65H263ZM123 67H124V66H123ZM126 67H127V65H126ZM129 67H130V66H129ZM138 67H139V66H138ZM140 67H141V66H140ZM155 67H156V65H155ZM157 67H158V66H157ZM157 67L155 68V70H158V69L160 70V69H161V71H163V72L166 70V69L162 70L163 68H160V67L157 68ZM162 67H163V64H162ZM164 67H165V66H164ZM171 67L174 68L173 66H170V70H169V71H170V72L173 71V72L170 73L169 71H167L168 69H167L166 71L168 72V74L170 73V75H171V74L173 75V74H174V70L176 71V69H171ZM186 67L188 68V70H189V69L193 70V74L191 73L192 71H191L190 73H187V74H189V75L191 74V77H192V78L194 77V81L196 80V82H194L193 79H191L190 76H189V77H190L191 81H193V82H191V83L188 82L190 79L187 80L188 75H186V74L184 73V71H182L183 75L185 74V75L187 76V77L184 76L185 79L182 77V75H181V76H180V75H176V76H175V74L173 75L174 77L172 76V77H173L172 79L170 78L171 76L168 75L169 78L167 77V79H169V81L172 80V82H170L171 84L174 83V82H176L175 88H176V86H177V89H174V87H173V88L171 87L173 90H176V91H177V94L175 93L176 91H174V94L177 95V96L174 95L175 97H174V96H173V97H174V98H176V97L179 98V96H180V97H184L185 100H187L186 102L189 101V102L191 103V102H194L193 100H195L194 97H196V93H197V92L199 93V92H202V91H203V89H202V91L200 90L201 87L203 86V85L201 86L200 84L203 82V80H204L203 78H204V77L202 78L203 80H201L202 82L200 81L201 83H200V82L198 83L197 80H200V79H201V77H200V79H197V78L200 76V74H197V73H198L197 70H195L193 67H192V68L188 67V63H187V66H185V68H186ZM203 67H204V66H203ZM203 67H202V68H203ZM208 67H210V66H208ZM208 67H207V69H208ZM261 67H262V66H261ZM150 68H151V67H150ZM166 68H167V67H166ZM175 68H176V67H175ZM187 68H186V69H187ZM196 68H197V67H196ZM234 68H235V67H234ZM240 68H241V67H240ZM248 68H249V67H248ZM259 68H260V67H259ZM123 69H124V68H123ZM131 69H132V67H131ZM177 69H178V68H177ZM199 69H200V68H199ZM140 70H141V68H140ZM194 70H195V72H197L196 74L198 75V77H196V74H195V76H194V73H195ZM212 70H213V69H212ZM228 70H229V69H228ZM232 70H233V69H232ZM261 70H262V69H261ZM129 71H130V69H129ZM129 71H128V72H129ZM152 71H153V68H152ZM189 71H190V70H189ZM189 71H188V72H189ZM202 71H203V70H202ZM205 71H206V70H205ZM218 71H219V70H218ZM240 71H241V70H240ZM245 71H246V70H245ZM254 71H255V70H254ZM16 72H17V71H16ZM149 72H151V71H149ZM154 72H155V74L157 73V76L153 74V75L155 76V78L157 77V79H158V78H159L158 76H160V77H161V81H162V79H166V77L162 78L164 75L166 76V73H163L164 75L162 76L161 72H160V73H159L158 71H154ZM177 72H178V71H176V73H177ZM186 72H187V71H186ZM233 72H235V71H233ZM233 72H232L231 74H233ZM147 73H148V72H147ZM151 73H153V72H151ZM158 73H159L160 75H159ZM182 73H179V74H182ZM202 73H203V72H202ZM220 73H221V72H220ZM253 73H254V72H253ZM234 74H235V73H234ZM242 74H243V73H242ZM256 74H257V72H256ZM256 74H254V75H256ZM130 75H131V74H130ZM148 75H149V74H148ZM153 75H152V76H153ZM192 75H193V76H192ZM201 75H202V74H201ZM229 75H230V74H229ZM141 76H142V75H141ZM144 76H145V75H144ZM202 76H203V75H202ZM207 76H208V75H207ZM241 76H243V75H241ZM261 76H262V75H261ZM189 77H188V78H189ZM218 77H219V76H218ZM226 77H227V76H226ZM145 78H146V77H145ZM155 78H154V80H155ZM195 78H196V79H195ZM222 78H223V77H222ZM151 79H152V81H154L153 78H151ZM157 79H156V81H157ZM167 79H166V81H167ZM173 79H175V81H174ZM207 79H208V78H207ZM211 79H212V78H211ZM247 79H248V78H247ZM259 79H260V78H259ZM142 80H144V79H142ZM148 80H149V79H148ZM148 80H146V81H148ZM185 80H186V81H185ZM219 80H220V79H219ZM221 80H222V79H221ZM241 80H242V79H241ZM243 80H244V79H243ZM249 80H250V79H249ZM249 80H248V81H249ZM253 80H254V79H253ZM144 81H145V80H144ZM156 81H154V82H156ZM158 81H160V79H158ZM163 81H165V80H163ZM166 81H165V82H166ZM173 81H174V82H173ZM207 81H208V80H207ZM216 81H217V80H216ZM235 81H237V80H235ZM238 81H239V80H238ZM245 81H246V80H245ZM165 82H161L163 87H164V85H165ZM204 82L206 83V81H204ZM208 82H210V80H209ZM223 82H224V80H223ZM243 82H244V81H243ZM251 82H252V81H251ZM151 83L153 84V82H151ZM156 83H157V82H156ZM156 83H155L154 85H156ZM163 83H164V85H163ZM194 83H195V84L197 83V85H195ZM246 83H247V81H246ZM248 83H249V82H248ZM248 83H247V84H248ZM158 84H159V83H158ZM198 84H199V86H198ZM213 84H214V83H213ZM240 84H241V83H240ZM253 84H254V83H253ZM255 84H257V83H255ZM260 84H261V83H260ZM143 85H144V84H143ZM149 85H150V84H149ZM166 85H168V83H167ZM169 85H170V84H169ZM173 85H174V84H173ZM207 85H208V83H207ZM209 85H210V84H209ZM215 85H216V84H215ZM245 85H246V84H245ZM245 85H244V86H245ZM249 85H250V84H249ZM249 85H248V86H249ZM219 86H220V85H219ZM248 86H246L247 89H248ZM255 86H256V85H255ZM259 86H260V85H259ZM261 86H262V85H261ZM143 87H144V86H143ZM166 87H168V86H166ZM169 87H170V86H169ZM206 87H208V86H206ZM209 87H211V86H209ZM214 87H215V86H214ZM224 87H225V86H224ZM251 87H252V86H251ZM253 87H254V86H253ZM253 87H252V88H253ZM263 87H264V86H263ZM171 88H170V89H171ZM218 88H219V87H218ZM220 88H221V87H220ZM154 89H155V88H154ZM156 89H157V88H156ZM158 89H159V88H158ZM162 89H164V88H162ZM162 89H161V90H162ZM172 89H171V90H172ZM206 89H208V88H206ZM224 89H225V88H224ZM224 89H223V90H224ZM249 89H251V88H249ZM249 89H248V90H249ZM260 89H261V88H260ZM149 90H152V89H149ZM199 90H200V91H199ZM204 90H205V89H204ZM231 90H233V89H231ZM158 91H160V90H158ZM167 91H168V90H167ZM209 91H210V89H209ZM212 91H213V90H212ZM252 91H253V90H252ZM161 92H162V91H161ZM163 92H164V90H163ZM171 92H172V91H170V93H168V94L170 95ZM194 92H195V94H194ZM210 92H211V91H210ZM226 92H227V91H226ZM228 92H229V91H228ZM155 93H157V91H156ZM159 93H160V92H159ZM129 94H130V93H129ZM135 94H136V93H135ZM142 94H143V93H142ZM145 94H146V93H145ZM162 94H163V93H162ZM165 94H166V93H164V95H165ZM168 94H167V96H168ZM192 94L195 95V96L193 97L194 99L191 98V97H192ZM209 94H210V93H209ZM218 94H219V93H218ZM227 94H228V93H227ZM164 95H162V96L164 97ZM171 95H172V94H171ZM178 95H179V96H178ZM200 95H201V94H200ZM230 95H231V94H230ZM128 96H129V95H128ZM139 96H140V95H139ZM141 96H142V95H141ZM141 96H140V98H141ZM165 96H166V95H165ZM204 96H207V95H204ZM130 97H132V96H130ZM142 97H143V96H142ZM173 97H171V98H173ZM201 97H202V99L204 98L202 95H201ZM201 97L199 98L200 102H201V100H202ZM212 97H213V96H212ZM223 97H224V96H223ZM223 97H222V98H223ZM154 98H155V97H154ZM164 98H165V97H164ZM166 98H168V100H169V97H166ZM174 98H173V100H176V101H177V99H174ZM186 98H187V99H186ZM189 98H191L192 101H190ZM214 98H215V97H214ZM130 99H131V98H130ZM130 99H129V100H130ZM144 99H145V97H144ZM144 99H142V101H143ZM208 99H209V98H208ZM219 99H220V98H219ZM131 100H133V99H131ZM138 100H139V99H138ZM159 100H161V99H159ZM166 100H167V99H166ZM166 100H164V102H165ZM171 100H172V99H171ZM173 100H172V102H173ZM178 100H179V99H178ZM183 100H184V99H183ZM183 100H182V101H183ZM204 100H207V97L204 98ZM135 101H136V98H135L134 101H130V102H131V103L134 102L133 104H135ZM142 101H140V102H142ZM148 101H149V100H148ZM179 101H180V100H179ZM179 101H177L176 104H178ZM195 101H196V100H195ZM127 102H128V101H127ZM130 102H129V103H130ZM146 102H147V101H146ZM169 102H171V101L169 100ZM174 102H175V101H174ZM189 102H188V103H189ZM197 102H199V101H197ZM197 102H196V103H197ZM203 102H204V101H203ZM241 102H242V101H241ZM129 103H128V105H129ZM166 103H167V101H166ZM166 103H165V104H166ZM207 103H208V102H207ZM211 103H214V101H211ZM211 103H210V105H213V104H211ZM238 103H239V102H238ZM263 103H264V102H263ZM136 104H137V103H136ZM139 104H140V103H139ZM139 104H138V105H139ZM154 104H155V103H154ZM160 104H161V103H160ZM171 104H172V103H171ZM171 104H170V105H171ZM185 104H187V103H185ZM194 104H195V103H194ZM201 104H202V103H201ZM204 104H205V103H204ZM208 104H209V103H208ZM217 104H218V103H217ZM223 104H225V103H223ZM249 104H250V103H249ZM172 105H173V104H172ZM172 105H171V106H172ZM178 105H179V104H178ZM202 105H203V104H202ZM202 105H200V106H202ZM214 105H215V104H214ZM239 105H240V104H239ZM246 105H247V104H246ZM260 105H261V104H260ZM124 106H125V105H124ZM192 106H193V105H192ZM195 106H196V105H194V107H195ZM256 106H257V104H256ZM258 106H259V105H258ZM134 107H135V106H134ZM138 107H139V106H138ZM175 107H176V106H175ZM177 107H178V106H177ZM181 107H182V106H181ZM189 107H190V105H189ZM194 107H193V108H194ZM196 107H197V106H196ZM206 107H207V106H206ZM210 107H212V106H210ZM236 107H237V106H236ZM250 107H252V106H250ZM250 107H249V108H250ZM262 107H263V106H262ZM123 108H124V107H123ZM148 108H149V107H148ZM155 108H157V107H155ZM166 108H167V107H166ZM172 108H173V106H172ZM187 108H188V107H187ZM199 108H200V107H199ZM204 108H205V107H204ZM207 108H208V107H207ZM232 108H233V107H232ZM131 109H132V108H131ZM141 109H142V108H141ZM146 109H147V108H146ZM150 109H151V108H150ZM158 109H159V108H158ZM179 109H180V108H179ZM184 109H185V108H184ZM194 109H195V108H194ZM211 109H212V108H211ZM213 109H214V108H213ZM236 109H237V108H236ZM239 109H241V108H239ZM259 109H261V108H259ZM142 110H143V112H144V109H142ZM147 110H148V109H147ZM147 110H146V111H147ZM152 110L154 111V109H152ZM156 110H157V109H156ZM226 110H227V109H226ZM248 110H249V109H248ZM135 111H136V110H135ZM140 111H141V110H140ZM160 111H161V110H160ZM196 111H197V110H196ZM215 111H216V110H215ZM217 111H218V110H217ZM219 111H220V110H219ZM222 111H223V110H221V112H222ZM231 111H232V110H231ZM155 112H156V111H155ZM173 112H174V111H173ZM183 112H184V111H183ZM207 112H208V111H207ZM144 113H145V112H144ZM148 113H149V110H148ZM151 113H152V112H151ZM151 113H150V114H151ZM160 113H161V112H160ZM177 113H178V112H177ZM200 113H201V112H200ZM200 113H199V116H198V117H200V115H201ZM210 113H211V112H210ZM239 113H241V112H239ZM260 113H261V112H260ZM118 114H119V113H118ZM124 114H125V113H124ZM124 114H123V115H124ZM126 114H127V113H126ZM128 114H130V113H128ZM128 114H127V115H128ZM135 114H136V113H135ZM137 114H138V113H137ZM152 114H153V113H152ZM175 114H176V113H175ZM181 114H182V112H181ZM183 114H184V113H183ZM186 114H187V113H186ZM186 114H185V115H186ZM213 114H215V113H213ZM216 114H217V113H216ZM235 114H236V112L234 113V115H235ZM258 114H259V113H258ZM119 115H120V114H119ZM154 115H155V114H154ZM154 115H153V116H154ZM156 115H157V113H156ZM173 115H174V114H173ZM185 115H184V117H185ZM237 115H238V113H237ZM237 115H236V116H237ZM256 115H257V114H256ZM124 116H125V115H124ZM124 116H123V117H124ZM149 116H150V115H149ZM151 116H152V115H151ZM153 116H152V117H153ZM162 116H163V115H162ZM176 116L178 117V115H176ZM187 116H189V115H187ZM224 116H225V115H224V113H223V117H224ZM230 116H231V115H230ZM253 116H254V115H253ZM137 117H138V115H137ZM139 117H140V116H139ZM147 117H148V116H147ZM155 117H156V116H155ZM167 117H171V116L167 114ZM216 117H217V116H216ZM216 117H215V118H216ZM243 117H244V116H243ZM254 117H255V116H254ZM119 118H120V117H119ZM125 118H126V117H125ZM160 118H161V117H160ZM164 118H165V117H164ZM164 118H163V119H164ZM173 118H174V117H173ZM209 118H210V117H209ZM209 118H208V116H207V119H209ZM229 118H230V117H229ZM246 118H247V117H246ZM255 118L257 119V117H255ZM259 118H260V117H259ZM262 118H264V117H262ZM130 119H131V118H130ZM144 119H146V118H144ZM170 119H171V118H170ZM190 119H191V118H190ZM126 120L129 121V119H126ZM126 120H125V122L128 123ZM133 120H134V119H133ZM135 120H136V119H135ZM141 120H142V119H141ZM150 120H151V119H150ZM152 120H153V119H152ZM160 120H161V119H160ZM175 120H176V119H175ZM213 120H214V119H213ZM227 120H228V119H226V121H227ZM239 120H240V119H239ZM257 120H258V119H257ZM257 120H256V121H257ZM121 121H122V120H121ZM123 121H124V120H123ZM130 121H132V119H131ZM139 121H140V120H138V123H139ZM146 121H147V120H146ZM146 121H145V122H146ZM157 121H158V120H157ZM166 121H167V120H166ZM178 121H179V120H178ZM185 121H186V120H185ZM223 121H224V120H223ZM223 121H222V122H223ZM260 121H261V120H260ZM125 122H124V123H125ZM133 122H136V123H137V121H133ZM133 122H132V123H133ZM140 122H141V121H140ZM145 122H144V123H145ZM175 122H176V121H175ZM192 122H193V121H192ZM216 122H218V121H216ZM222 122H221V123H222ZM124 123H123V125H124ZM158 123H159V122H158ZM158 123H157V124L155 123V124H156V125H159ZM166 123H167V122H166ZM203 123H204V122H203ZM210 123H211V122H210ZM214 123H215V122H214ZM254 123H256V122H254ZM149 124L154 125V124H152V123H149ZM161 124H162V123H161ZM199 124H200V123H199ZM219 124H220V123H219ZM222 124H223V123H222ZM222 124H221V126L224 125V124H223V125H222ZM250 124H251V119L241 120V123H238L236 120H233V118L230 119V120H228V125H229V127H232V128L234 127V128H233V130H231V128H230V131L228 130V133L226 132L225 140H227V141L230 142V143L228 142L229 147H230V146L234 147V148H235L234 150H236V148H238V149H240V150H243V149H246V150H247L248 148H251V149L255 150V151H256L255 153H256V155H257V158L255 159V161H256V160H259V156L262 157V153L264 152V139L261 138L262 140H260V139H259L260 137H257V136H258L257 134H259V133H257V134H253V136L251 135L252 133H254V130H257V129H254L253 132H252L251 134H250L249 131L247 130V131H248L247 133H249L251 136L245 137L244 131H245L248 127H250ZM256 124H257V123H256ZM126 125H127V124H126ZM128 125H131V123L128 124ZM135 125H137V124H134L133 126H135ZM141 125H142V124H141ZM147 125H148V123H147ZM147 125H143V126L145 127V126H147ZM190 125H191V124H190ZM192 125H193V124H192ZM211 125H216V124H212V123H211ZM252 125H253V124H252ZM120 126H121V125H120ZM133 126H132V127H133ZM165 126H166V124H164V128H166ZM175 126H176V124H175ZM177 126H179V125H177ZM121 127H122V126H121ZM123 127H125V126H123ZM161 127L163 128V125H161ZM161 127H160V128H161ZM183 127H185V126H183ZM186 127H187V126H186ZM201 127H202V126H201ZM207 127H208V124H207ZM214 127H215V128H214ZM214 127L212 126V129H213V128L216 129V126H214ZM224 127H225V125H224ZM224 127H223L222 129H224ZM255 127H256V126H255ZM258 127H259V125H258ZM130 128H131V126H130ZM140 128H142V127H140ZM192 128H193V127H192ZM218 128H220V126H219V127L217 126V129H218ZM253 128H254V126H253ZM253 128H252V129H253ZM262 128H263V127H262ZM143 129H144V128H143ZM147 129H148V128H147ZM174 129H175V128H174ZM180 129H181V128H180ZM180 129H179V130H180ZM203 129H204V127H203ZM217 129H216V131H217ZM220 129H221V128H220ZM222 129H221V130H222ZM227 129H228V128H227ZM227 129H226V130H227ZM55 130H56V129H55ZM55 130H54V131H55ZM119 130H120V129H119ZM134 130H135V129H134ZM145 130H146V129H145ZM163 130H164V129H163ZM165 130H166V129H165ZM165 130H164V131H165ZM169 130H170V129H169ZM179 130H178V131H179ZM199 130H200V129H199ZM201 130H202V129H201ZM249 130H250V128H249ZM140 131H141V130H140ZM147 131H148V130H147ZM147 131H146V132H147ZM172 131H173V130H172ZM190 131H191V129H190ZM194 131H195V130H194ZM206 131H207V130H206ZM213 131H214V130H213ZM213 131H211V132H213ZM218 131H220V130L218 129ZM218 131H217V133H218ZM250 131H252V130H250ZM126 132H128V131H126ZM129 132H130V131H129ZM129 132H128L127 134H129ZM136 132H137V131H136ZM160 132H161V131H160ZM165 132H166V131H165ZM180 132H181V130H180ZM221 132H222V131H221ZM106 133H107V134H106V136H107L109 133H108V132H106ZM134 133H135V132L133 131V133H132L133 135H138V134H134ZM137 133H138V132H137ZM139 133H142V131L139 132ZM150 133H151V132H150ZM161 133H162V132H161ZM171 133L174 134L173 132H171ZM191 133H192V132H191ZM217 133H215V134H217ZM219 133H220V132H219ZM255 133H256V132H255ZM51 134H52V133H51ZM54 134H55V133H54ZM62 134H63V132H62ZM65 134H66V133H65ZM208 134H209V133H208ZM154 135H155V134H154ZM160 135H161V134H159V136H160ZM201 135H202V134H201ZM210 135H212V134H210ZM254 135H255V136H254ZM256 135H257V136H256ZM54 136H55V135H54ZM60 136H62L61 138H63L64 135H60ZM155 136H156V135H155ZM163 136H165V138H166V137H167V133H165ZM174 136H175V134H174ZM212 136H213V135H212ZM215 136H217V135H215ZM64 137L66 138L67 136H64ZM156 137H157V136H156ZM170 137H171V136H170ZM221 137H223V134H222ZM255 137H257V138H255ZM67 138H68V137H67ZM67 138H66V139H67ZM159 138H160V137H159ZM161 138H162V136H161ZM176 138H178V137H176ZM211 138H212V137H211ZM214 138H215V137H214ZM218 138H220V137H218ZM174 139H175V138H174ZM188 139H189V138H188ZM64 140H65V139H64ZM160 140H161V139H160ZM164 140H165V139H164ZM170 140H171V139H170ZM182 140L185 141L184 138H183V139H182V138L179 139L180 142H183ZM202 140H203V139H202ZM216 140H217V139H216ZM51 141H52V140H51ZM61 141H62V140H61ZM222 141H223V140H222ZM63 142H64V141H63ZM153 142H154V141H153ZM213 142H214V140H213ZM220 142H221V139H220ZM220 142H219V143H220ZM155 143H156V142H155ZM162 143H163V142H162ZM169 143H170V142H169ZM177 143H178V142H177ZM185 143H186V142H184V143L181 144V145H185ZM216 143H218V142H216ZM221 143H222V142H221ZM221 143H220V144H221ZM225 143H226V142H225ZM20 144H21V142H20ZM51 144H53V143H51ZM51 144H50V145H51ZM59 144H60V143H59ZM63 144H65V143H63ZM148 144H149V143H148ZM209 144H210V142H209ZM212 144H213V143H212ZM56 145H58V144H56ZM87 145H88V144H87ZM156 145H157V144H156ZM171 145H173V144H171ZM171 145H170V148H171ZM216 145H217V144H216ZM216 145H213V147L215 146V148H217ZM218 145H219V144H218ZM59 146H60V145H59ZM88 146H89V145H88ZM88 146H87V147H88ZM105 146H106V145H105ZM109 146H110V145H108V147H109ZM116 146H117V144H116ZM116 146H115V147H116ZM191 146H193V145H191ZM200 146H201V145H200ZM35 147H36V146H35ZM48 147H51V146H48ZM52 147H53V146H52ZM62 147H64V146H62ZM84 147H85V145H84ZM84 147H83V148H84ZM92 147H94V146H92ZM95 147H96V146H95ZM108 147H107V148H108ZM164 147H165V146H164ZM57 148H58V147H57ZM85 148H86V147H85ZM85 148H84V150H86ZM90 148H91V144H90ZM116 148H118V147H116ZM165 148H166V147H165ZM182 148H184V146H183ZM215 148H213V150H214ZM225 148H226V147H225ZM225 148H224V149H225ZM51 149H52V148H51ZM59 149H60V147H59ZM62 149H63V148H62ZM91 149H92V148H91ZM111 149H112V148H111ZM153 149H154V148H153ZM162 149H163V148H162ZM193 149H194V148H193ZM217 149H219V148H217ZM49 150H50V149H49ZM92 150H93V149H92ZM129 150H130V149H129ZM133 150H134V149H133ZM137 150H138V149H137ZM222 150H223V149H222ZM229 150H231V148H230ZM229 150H228V151H229ZM240 150H238V151H240ZM54 151H56V150H54ZM60 151H61V150H60ZM139 151H140V150H139ZM155 151H156V150H155ZM218 151H221V150H218ZM223 151H224V150H223ZM225 151H226V150H225ZM236 151H237V150H236ZM238 151H237V152H238ZM243 151H245V150H243ZM58 152H59V151H58ZM191 152H192V151H191ZM210 152H211V151H210ZM226 152H227V151H226ZM226 152H225V153H226ZM252 152H253V151H252ZM82 153H84V151H82ZM142 153H143V152H142ZM159 153H160V152H159ZM168 153H169V152H168ZM199 153H200V152H199ZM215 153H216V152H215ZM221 153H222V152H221ZM229 153H231V152H229ZM232 153H233V152H232ZM235 153H236V152H235ZM235 153H234V154H235ZM239 153H240V152H239ZM246 153H247V152H246ZM248 153H249V152H248ZM52 154H53V153H52ZM80 154H81V153H80ZM222 154L224 155V152H223ZM241 154H242V153H241ZM81 155H82V154H81ZM86 155H87V154H86ZM161 155H162V154H161ZM172 155H173V154H172ZM218 155H219V153H218ZM231 155H232V154H231ZM238 155H239V154H238ZM243 155H244V153H243ZM256 155H255V156H256ZM0 156H1V155H0ZM3 156H4V154H3ZM3 156H2V157H3ZM87 156H88V155H87ZM159 156H160V155H159ZM224 156H225V155H224ZM233 156H234V155H233ZM240 156H241V155H240ZM78 157H79V156H78ZM80 157H81V156H80ZM89 157H90V156H89ZM247 157H248V156H247ZM247 157L245 156V158H247ZM84 158H85V157H84ZM84 158H83V159H84ZM165 158H166V157H165ZM218 158H219V157H218ZM231 158H232V157H231ZM241 158H242V157H241ZM245 158H244V160H246ZM262 158H263V157H262ZM78 159H79V158H78ZM81 159H82V157H81ZM85 159H86V158H85ZM158 159H159V158H158ZM181 159H182V158H181ZM184 159H185V158H184ZM187 159H188V158H187ZM205 159H206V161H207L208 158L205 157ZM214 159H216V158H214ZM253 159H254V158H253ZM24 160H25V159H24ZM24 160H23V162H25ZM26 160H27V159H26ZM79 160H80V159H79ZM107 160H109V159H107ZM162 160H164V159H162ZM182 160H183V159H182ZM203 160H204V158H203ZM240 160H241V159H240ZM240 160H239V162H240ZM0 161H1V160H0ZM41 161H43V160H41ZM41 161H40V162H41ZM82 161H84V160H82ZM85 161H86V160H85ZM89 161H91V160H89ZM93 161H94V160H93ZM171 161H172V159H171ZM190 161H191V160H190ZM204 161H205V160H204ZM204 161H203V162H204ZM211 161H212V160L210 159L209 162H211ZM213 161H216V160H213ZM219 161H220V160H219ZM242 161H243V158H242ZM242 161H241V162H242ZM260 161H261V160H260ZM9 162H10V161H9V157L7 158V156H4V157L2 158V162H1V163H3L4 166L7 165V164H9ZM23 162H22V163H23ZM30 162H31V160H30V161H27L25 164H26V165H29ZM33 162H34V161H33ZM37 162H38V160H37ZM228 162H229V161H228ZM22 163H21V164H22ZM89 163H90V162H89ZM191 163H192V162H191ZM218 163H219V162H218ZM242 163H243V162H242ZM242 163H241V164H242ZM11 164H12V163H10V165H11ZM31 164H33V163H31ZM38 164H39V163H38ZM84 164H85V163H84ZM186 164H187V163H186ZM203 164H204V163H203ZM205 164H206V163H205ZM208 164L211 165V163H207V165H208ZM227 164H229V163H227ZM230 164H231V163H230ZM239 164H240V163H239ZM244 164H245V163H244ZM33 165H34V164H33ZM80 165H81V164H80ZM177 165H178V164H177ZM210 165H209V166H210ZM212 165H213V163H212ZM212 165H211V166H212ZM250 165H251V164H250ZM4 166H3V167H4ZM29 166H30V165H29ZM43 166H44V165H43ZM77 166H78V165H77ZM83 166H84V165H83ZM85 166H86V164H85ZM85 166H84L83 168H85ZM88 166H89V165H87V168H88ZM93 166H95V165H93ZM149 166H150V165H149ZM189 166H190V165H189ZM205 166H206V165H205ZM209 166H208V167H209ZM254 166H256V167L260 170L261 165H260L258 162H257V163L254 162V164H253V166H251V168L254 167ZM1 167H2V165H1ZM75 167H76V166H75ZM81 167H82V166H81ZM81 167H80V168H81ZM90 167H92V166L90 165ZM90 167H89V168H90ZM123 167H125V166H123ZM131 167H132V166H131ZM131 167H129V168H131ZM164 167H165V166H164ZM206 167H207V166H206ZM240 167H241V166H240ZM256 167H255V168H256ZM28 168H29V167H28ZM30 168H31V167H30ZM87 168H85V169H87ZM169 168H170V167H169ZM177 168H178V167H177ZM185 168H186V167H185ZM202 168H203V167H202ZM246 168H247V167H246ZM246 168H245V169H246ZM255 168H253V169H255ZM261 168H262V167H261ZM2 169H3V168H2ZM77 169H78V168H77ZM85 169H84V170H85ZM147 169H148V168H147ZM173 169H174V167H173ZM188 169H189V168H188ZM208 169H211V168H208ZM234 169H235V168H234ZM249 169H250V168H249ZM80 170H81V169H80ZM84 170L77 171V173L83 171V173H82V175H83V174H84ZM92 170H94L93 167H92ZM127 170H128V169H127ZM225 170H226V169H225ZM236 170H237V169H236ZM262 170H263V169H262ZM148 171H149V170H148ZM180 171H181V170H180ZM86 172H88V171H86ZM86 172H85V173H86ZM257 172H258V171H257ZM88 173H89V172H88ZM131 173H132V172H131ZM179 173H180V172H179ZM242 173H243V172H242ZM249 173H250V172H249ZM253 173H254V172H253ZM75 174H76V172H75ZM80 174H81V173H80ZM80 174H79V176H81ZM123 174H124V173H123ZM180 174H181V173H180ZM210 174H211V173H210ZM240 174H241V173H240ZM257 174H259V173H257ZM262 174L264 175V170L262 171ZM73 175H74V174H73ZM85 175H86V174H85ZM142 175H143V174H142ZM170 175H171V174H170ZM237 175H238V174H237ZM253 175H254V174H253ZM255 175H256V173H255ZM75 176H76V175H75ZM83 176H84V175H83ZM83 176H82V178H83ZM147 176H148V175H147ZM177 176H178V175H177ZM223 176H224V175H223ZM71 177H73V176H71ZM77 177H78V176H77ZM137 177H139V175H137ZM141 177H142V176H141ZM234 177H235V176H234ZM255 177H256V176H255ZM259 177H260V176H259ZM179 178H180V177H179ZM243 178H244V177H243ZM248 178H249V177H248ZM253 178H254V177H253ZM261 178H262V177H261ZM70 179H72V178H70ZM70 179H69V180H70ZM75 179H77V178L75 177L74 180H75ZM173 179H174V178H173ZM213 179H214V178H213ZM254 179H255V178H254ZM69 180H68V181H69ZM80 180H81V179H80ZM83 180H84V178H83ZM128 180H129V179H128ZM128 180H127V181H128ZM150 180H151V179H150ZM164 180H165V179H164ZM202 180H203V179H202ZM229 180H230V179H229ZM241 180H242V179H241ZM138 181H139V180H138ZM170 181H171V180H170ZM178 181H179V179H178ZM183 181H184V180H183ZM187 181H188V180H187ZM232 181H233V180H232ZM247 181H248V180H247ZM76 182H77V181H76ZM82 182L84 183L85 180L82 181ZM131 182H132V181H131ZM165 182H166V181H165ZM180 182H181V181H180ZM230 182H231V181H230ZM259 182H261V181H259ZM67 183H69V182H67ZM77 183H78V182H77ZM80 183H81V182H80ZM126 183H127V182H125L124 184H126ZM168 183H169V182H168ZM240 183H241V182H240ZM106 184H107V183H106ZM108 184H109V183H108ZM110 184H111V183H110ZM140 184H141V183H140ZM183 184H184V182H183ZM183 184H182V185H183ZM200 184H201V183H200ZM205 184H206V183H205ZM210 184H211V183H210ZM228 184H229V183H228ZM235 184H236V183H235ZM65 185H66V183H65ZM78 185L81 186V184H78ZM144 185H145V184H144ZM165 185H166V184H165ZM176 185H177V184H176ZM185 185H186V184H185ZM238 185H239V184H238ZM255 185H256V184H255ZM255 185H254V187H255ZM104 186H105V185H104ZM111 186H113V185H111ZM111 186H110V187H111ZM114 186H115V185H114ZM114 186H113V187H114ZM119 186H120V185H119ZM204 186H206V185H204ZM204 186H203V187H204ZM209 186H210V185H209ZM234 186H235V185H234ZM241 186H242V185H241ZM246 186H247V185H246ZM73 187H74V186H73ZM75 187H76V186H75ZM81 187H82V186H81ZM106 187H107V186H106ZM127 187H128V186H126V188H127ZM139 187H140V185H139ZM150 187H151V186H150ZM181 187H182V186H181ZM236 187H238V186H236ZM244 187H245V186H244ZM244 187H242V191H243ZM259 187H260V186H259ZM43 188H44V187H43ZM50 188H51V187H50ZM102 188H103V187H102ZM104 188H105V187H104ZM107 188H109V187H107ZM107 188H106V189H107ZM115 188H116V187H115ZM148 188H149V187H148ZM155 188H156V187H155ZM199 188H200V187H199ZM199 188H198V189H199ZM217 188H218V187H217ZM230 188H231V187H230ZM240 188H241V187H240ZM245 188H246V187H245ZM73 189H74V188H73ZM81 189H83V188H81ZM112 189H113V188H112ZM112 189H111V190H112ZM128 189H129V188H128ZM133 189H134V188H133ZM151 189H152V188H151ZM160 189H161V188H160ZM174 189H176V188H174V186H173V188H171V190H170V189L168 190V193L170 194V196H171V194L174 193ZM184 189H185V188H184ZM198 189H197V190H198ZM203 189H204V188H203ZM206 189H208V188H206ZM257 189H258V188L256 187V191H257ZM42 190H43V189H42ZM47 190H48V189H47ZM71 190H72V189H71ZM78 190H79V187H78ZM103 190L105 191V189H103ZM119 190H120V189L118 188V191H119ZM145 190H146V189H145ZM185 190H186V189H185ZM185 190H183V191H185ZM201 190H202V189H201ZM232 190H233V189H232ZM235 190H236V189H234V191H235ZM238 190H239V189H238ZM245 190H246V189H245ZM247 190H248V189H247ZM262 190H263V189H262ZM40 191H41V190H40ZM48 191H49V190H48ZM56 191H57V190H56ZM88 191H89V190H88ZM107 191H110V190H107ZM179 191H180V190H178V192H179ZM187 191H188V190H187ZM195 191H196V190H195ZM198 191H199V190H198ZM203 191H204V190H203ZM226 191H227V190H226ZM252 191H253V190H252ZM252 191H251V192H252ZM263 191H264V190H263ZM28 192H29V191H28ZM42 192H44V191H42ZM45 192H47V191H45ZM53 192H54V191H53ZM75 192H76V191H75ZM77 192H78V191H77ZM111 192H112V191H111ZM116 192H117V190H116ZM185 192H186V191H185ZM204 192H205V191H204ZM219 192H220V191H219ZM237 192H238V191H237ZM243 192H244V191H243ZM249 192H250V191H249ZM260 192H261V191H260ZM84 193H85V192H84ZM91 193H92V192H91ZM121 193H122V192H121ZM124 193H125V192H124ZM199 193H200V192H199ZM225 193H226V192H225ZM232 193H234V192H232ZM235 193H236V192H235ZM241 193H242V192H241ZM263 193H264V192H263ZM72 194H73V193H72ZM85 194H88V192L85 193ZM92 194H93V193H92ZM102 194H103V193H102ZM107 194H108V193H107ZM169 194H167V195L169 196ZM174 194H175V196H178V195H176V194H177L176 192H175ZM182 194H183V193H182ZM191 194H193V193H191ZM191 194H189V195H191ZM194 194H195V193H194ZM197 194H198V193H197ZM212 194H213V193H212ZM223 194H224V193H223ZM244 194H246V193H244ZM258 194H259V193H258ZM48 195H50L49 192H48ZM74 195H75V194H74ZM94 195H95V194H94ZM126 195H127V194H126ZM136 195H137V194H136ZM179 195H180V194H179ZM185 195H186V194H185ZM195 195H196V194H195ZM209 195H210V194H209ZM209 195H208V196H209ZM233 195H234V194H233ZM241 195H242V194H241ZM251 195H252V194H251ZM40 196H41V201H42V197H43V196H42L41 194H40ZM71 196H72V195H71ZM78 196H79V195H78ZM80 196H81V195H80ZM80 196H79V197H80ZM90 196H91V195H90ZM98 196H99V194H98ZM111 196H112V194H111ZM162 196H163V195H162ZM172 196H173V195H172ZM172 196H171V198H172ZM175 196H174V197H175ZM183 196H184V195H183ZM183 196H182V197H183ZM191 196H192V195H191ZM191 196H190V197H191ZM215 196H216V195H215ZM222 196H223V195H222ZM229 196H230V195H229ZM245 196H246V195H245ZM253 196H254V195H253ZM47 197H48V196H47ZM73 197H75V196H73ZM76 197H77V195H76ZM84 197H85V196H84ZM86 197H87V196H86ZM96 197H97V196H96ZM96 197H95V199H96ZM102 197H103V196H102ZM102 197H101V198H102ZM138 197H139V196H138ZM145 197H146V196H145ZM180 197H181V196H180ZM182 197H181V198H182ZM187 197H188V196H187ZM210 197H211V196H210ZM231 197H232V195H231ZM241 197H242V196H241ZM25 198H26V197H25ZM50 198H51V197H50ZM50 198H49V199H50ZM98 198H99V197H98ZM126 198H127V197H126ZM165 198H166V197H165ZM176 198H177V197H176ZM178 198H179V197H178ZM181 198H179V199H181ZM191 198H193V196H192ZM194 198H196V197H194ZM198 198H199V196H198ZM203 198H204V197H203ZM213 198H214V197H213ZM253 198H254V197H253ZM52 199H53V198H52ZM73 199H75V198H73ZM91 199H92V198H89L88 200H91ZM99 199H100V198H99ZM103 199H104V198H103ZM119 199H120V198H119ZM122 199H123V198H122ZM189 199H190V198H189ZM201 199H202V197H201ZM214 199H217V198H214ZM226 199H227V198H226ZM236 199H238V198H236ZM249 199H250V198H249ZM249 199H248V200H249ZM260 199H261V197H260ZM53 200H54V199H53ZM53 200H52V201H53ZM77 200H78V198H77ZM88 200H87V202H88ZM92 200H93V199H92ZM142 200H143V199H142ZM186 200H187V199H186ZM191 200H192V199H191ZM195 200H196V199H195ZM199 200H200V199H199ZM204 200H205V198H204ZM206 200H207V199H206ZM211 200H212V199H211ZM218 200H220V199H218ZM218 200H217V201H218ZM244 200H245V198H244ZM255 200H256V198H255ZM257 200H258V199H257ZM48 201H50V200H48ZM73 201H74V200H73ZM85 201H86V199H85ZM95 201H96V200H95ZM99 201H100V200H99ZM189 201H190V200H189ZM241 201H242V200H241ZM71 202H72V201H71ZM74 202H75V201H74ZM82 202H83V201H82ZM91 202H94V200L91 201ZM111 202H112V201H111ZM111 202H109V203H111ZM175 202H176V201H175ZM194 202H195V201H194ZM197 202H198V201H197ZM225 202H226V200H225ZM238 202H239V201H238ZM246 202H247V201H246ZM253 202L256 203V201H254V200H253ZM259 202H260V201H259ZM20 203H21V202H20ZM50 203H51V202H50ZM53 203H54V202H53ZM69 203H70V202H69ZM147 203H148V202H147ZM152 203H153V202H152ZM155 203H156V202H155ZM168 203H170V202H168ZM173 203H174V202H173ZM186 203H187V202H186ZM186 203H185V204H186ZM200 203H201V202H200ZM239 203H240V202H239ZM248 203H249V202H248ZM25 204H26V203H25ZM42 204H43V203H42ZM47 204H48V203H47ZM55 204H57V203H55ZM75 204H76V203H75ZM75 204H74V206H75ZM83 204H84V203H83ZM88 204H90V203L88 202ZM93 204L95 205V202L92 203V205H93ZM96 204H99L98 201H97ZM111 204H112V203H111ZM171 204H172V203H171ZM177 204H178V203H177ZM195 204H196V203H195ZM204 204H205V203H204ZM210 204H211V203H210ZM213 204H214V203H213ZM215 204H216V202H215ZM225 204H226V203H225ZM225 204H224V205H225ZM53 205H54V204H53ZM79 205H80V204H79ZM92 205H91V206H92ZM174 205H175V203H174ZM182 205H183V204H182ZM232 205H234V204H232ZM238 205H239V204H238ZM249 205H251V203H249ZM257 205H260V204H257ZM261 205H262V204H261ZM43 206H44V205H43ZM45 206H46V204H45ZM50 206L53 207L52 205H50ZM50 206H46V207H48V208L50 209ZM88 206H89V205H88ZM91 206H90V207H91ZM160 206H161V205H160ZM176 206H177V205H176ZM178 206H179V205H178ZM183 206H184V205H183ZM183 206H182V207H183ZM215 206H216V205H215ZM217 206H218V205H217ZM262 206H263V205H262ZM90 207H89V208H90ZM201 207H203V206H201ZM204 207H205V206H204ZM211 207H212V205H211ZM220 207H221V206H219L218 208L220 209ZM229 207H230V206H229ZM242 207H244V206L242 205ZM242 207H241V208H242ZM250 207H251V206H250ZM253 207H254V205H253ZM15 208H16V207H15ZM42 208H43V207H42ZM71 208H73V206H72ZM111 208H112V207H111ZM168 208H169V207H168ZM177 208H178V207H177ZM214 208H215V207H214ZM234 208H235V207H234ZM237 208H238V207H237ZM237 208H235V209H237ZM247 208H248V207H247ZM36 209H37V208H36ZM43 209H44V208H43ZM68 209H69V208H68ZM74 209H75V208H73V211L75 212ZM77 209H78V208H77ZM80 209H81V208H80ZM82 209H83V208H82ZM82 209H81V210H82ZM91 209H92V208H91ZM91 209H87V210H91ZM198 209H199V208H198ZM223 209H224V208H223ZM255 209H256V208H255ZM47 210H48V209H47ZM120 210H121V209H120ZM180 210H182V209H180ZM229 210H230V209H229ZM242 210H243V209H242ZM258 210H259V209H258ZM262 210H263V209H262ZM173 211H174V210H173ZM175 211H176V210H175ZM200 211H201V210H200ZM210 211H211V210H210ZM215 211H216V210H215ZM226 211H227V210H226ZM237 211H239V210H237ZM244 211H245V210H244ZM255 211H256V210H255ZM42 212H45V210H42ZM87 212H89V211H87ZM90 212H91V211H90ZM197 212H199V211H197ZM241 212H242V211H240V213H241ZM245 212H246V211H245ZM260 212H263V211H260ZM260 212H259V213H260ZM118 213H119V212H118ZM139 213H140V212H139ZM160 213H161V212H160ZM175 213H176V212H175ZM213 213H214V212H212V214H213ZM227 213H228V212H227ZM242 213H243V212H242ZM247 213H248V212H247ZM72 214H73V213H72ZM75 214H76V212L74 213V215H75ZM78 214H80V212H78ZM83 214H85V212H84ZM83 214H82V217H83ZM155 214H156V213H155ZM183 214H184V213H183ZM187 214H188V213H187ZM218 214H219V213H218ZM220 214H221V213H220ZM236 214H237V213H236ZM44 215H45V213H44ZM76 215H77V214H76ZM107 215H108V214H107ZM109 215H110V214H109ZM109 215H108V216H109ZM135 215H136V214H135ZM165 215H166V214H165ZM204 215H205V214H204ZM206 215H207V214H206ZM227 215H228V214H227ZM248 215H249V214H248ZM250 215H251V214H250ZM262 215H263V214H262ZM262 215H261V216H262ZM86 216H87V215H86ZM89 216H90V215H89ZM173 216H174V215H173ZM176 216H177V215H176ZM187 216H188V215H187ZM187 216H186V217H187ZM190 216H191V215H190ZM217 216H218V215H217ZM225 216H226V215H225ZM261 216H260V217H261ZM4 217H5V216H4ZM48 217H49V216H48ZM73 217H74V216H73ZM106 217H107V216H106ZM166 217H167V216H166ZM169 217H170V215H169ZM188 217H189V216H188ZM201 217H202V216H201ZM205 217H206V216H205ZM227 217H228V216H227ZM7 218H8V217H7ZM50 218H51V217H50ZM74 218H75V217H74ZM86 218H87V217H86ZM90 218H91V217H90ZM110 218H111V217H110ZM151 218H152V217H151ZM178 218H179V217H178ZM219 218H220V217H219ZM225 218H226V217H225ZM248 218H249V217H248ZM253 218H254V217H253ZM261 218H262V217H261ZM263 218H264V217H263ZM1 219H2V217H1ZM3 219H4V218H3ZM10 219H11V218H10ZM72 219H73V218H72ZM152 219H153V218H152ZM170 219H171V218H170ZM185 219H187V218H185ZM191 219H192V218H191ZM46 220H47V218L45 219V221H46ZM51 220H52V219H51ZM58 220H59V219H58ZM80 220H81V219H80ZM101 220H102V219H101ZM129 220H130V219H129ZM175 220H176V219H175ZM193 220H194V218L192 219V221H193ZM215 220H216V219H215ZM222 220H223V219H222ZM241 220H242V219H241ZM244 220H245V219H244ZM249 220H250V219H249ZM74 221H75V220H74ZM89 221H90V219H89ZM97 221H98V220H97ZM99 221H100V219H99ZM176 221H177V220H176ZM198 221H199V220H198ZM217 221H218V220H217ZM224 221H225V220H224ZM237 221H238V220H237ZM237 221H236V222H237ZM261 221H262V220H261ZM61 222H62V221H61ZM61 222H60V223H61ZM87 222H88V221H87ZM105 222H106V221H105ZM182 222H184V221H182ZM190 222H191V220H190ZM210 222H211V220H210ZM210 222H209V223H210ZM257 222H258V221H257ZM4 223H5V222H4ZM47 223H48V222H47ZM52 223H53V222H52ZM73 223H74V222H73ZM75 223H78V222H75ZM79 223H80V222H79ZM84 223H85V222H84ZM90 223H92V222H90ZM188 223H189V221H188ZM199 223H200V222H199ZM232 223H233V221H232ZM237 223H238V222H237ZM255 223H256V222H255ZM259 223H260V222H259ZM39 224H40V223H39ZM48 224H49V223H48ZM61 224H62V223H61ZM63 224H64V223H63ZM95 224H96V223H95ZM100 224H101V223H100ZM129 224H130V223H129ZM184 224H186V223L181 224V225H182V226H181V230H182V232H183V239H182V240L184 241V242H183V241H182V242L185 243V245H186V243L188 242V241H187V238H188V237L186 238V236H185V228H184ZM193 224H194V222H193ZM204 224H205V223H204ZM213 224H214V223H213ZM217 224H218V222H217ZM228 224H229V223H228ZM243 224H244V223H243ZM251 224H252V223H251ZM253 224H254V223H253ZM44 225H45V224H44ZM160 225H161V224H160ZM186 225H187V224H186ZM214 225H215V224H214ZM220 225H221V223H220ZM232 225H233V224H232ZM38 226H39V225H38ZM100 226H101V225H100ZM148 226H149V225H148ZM195 226H196V225H195ZM199 226H200V224H199ZM204 226H205V225H204ZM204 226H203V228H205ZM233 226H234V225H233ZM237 226H238V225H237ZM255 226L257 227V225H255ZM263 226H264V225H263ZM2 227H3V226H2ZM80 227H81V226H80ZM84 227H85V225H84ZM187 227H188V225H187ZM196 227H197V226H196ZM207 227H208V226H207ZM252 227H253V226H252ZM29 228H30V227H28V229H29ZM165 228H167V227H165ZM192 228H193V226H192ZM215 228H216V227H215ZM226 228H227V227H226ZM229 228H231V227H229ZM229 228H228V230H229ZM245 228H246V227H245ZM24 229H25V228H24ZM31 229H32V228H31ZM50 229H51V227H50ZM134 229H135V228H134ZM157 229H158V228H157ZM159 229H160V228H159ZM198 229H199V228H198ZM243 229H244V228H243ZM252 229H253V228H252ZM29 230H30V229H29ZM29 230H28V231H29ZM186 230L188 231V229H186ZM204 230H205V229H204ZM206 230L209 231V229H206ZM225 230H226V229H225ZM246 230H248V229H246ZM250 230H251V229H250ZM250 230H249V231H250ZM52 231H53V230H52ZM124 231H125V230H124ZM158 231H159V230H158ZM176 231H177V230H176ZM193 231H195V230L193 229ZM199 231H200V230H199ZM210 231H211V230H210ZM244 231H245V230H244ZM20 232H21V231H20ZM45 232H46V231H45ZM78 232H79V231H78ZM82 232H83V231H82ZM84 232H85V231H84ZM148 232H149V231H148ZM153 232H154V231H153ZM189 232H190V231H189ZM236 232H237V231H236ZM241 232H242V231H241ZM251 232H252V231H251ZM253 232H254V231H253ZM1 233H3V232H1ZM18 233H19V232H18ZM33 233H34V232H33ZM86 233H87V232H86ZM178 233H179V231L177 232V234H178ZM187 233H188V232H187ZM262 233H263V232H262ZM5 234H6V233H5ZM34 234H36V233H34ZM50 234H51V232H50ZM57 234H58V233H57ZM139 234H140V233H139ZM198 234H199V233H198ZM206 234H207V233H206ZM10 235H11V234H10ZM30 235H31V234H30ZM128 235H129V234H128ZM191 235H192V234H191ZM193 235H194V234H193ZM223 235H224V234H223ZM223 235H222V236H223ZM226 235H227V234H226ZM239 235H240V234H239ZM239 235H238V236H239ZM34 236H35V235H34ZM75 236H76V235H75ZM138 236H139V235H138ZM196 236H197V235H196ZM199 236L202 237L203 235H200V234H199ZM199 236H198V238L200 239ZM236 236H237V235H236ZM236 236H234V237H236ZM256 236H257V235H256ZM261 236H262V235H261ZM1 237H2V236H1ZM5 237H6V236H5ZM22 237H23V236H22ZM25 237H26V236H25ZM30 237H31V236H30ZM32 237H33V235H32ZM50 237H51V235H50ZM177 237H178V236H177ZM191 237H192V236H191ZM213 237H214V236H213ZM227 237H228V236H227ZM230 237H231V236H230ZM230 237H229V239H230ZM232 237H233V235H232ZM42 238H45V235H44V237L42 236ZM51 238H52V237H51ZM195 238H197V237H195ZM223 238H224V237H223ZM241 238H242V237H241ZM254 238H255V237H254ZM263 238H264V237H263ZM25 239H26V238H25ZM40 239H41V238H40ZM66 239H67V238H66ZM73 239H74V238H73ZM150 239H151V238H150ZM153 239H154V238H153ZM153 239H152V240H153ZM160 239H161V238H160ZM232 239H233V238H232ZM237 239H238V237H237ZM237 239H236V240H237ZM247 239H248V238H247ZM251 239H252V238H251ZM21 240H22V239H21ZM26 240H27V239H26ZM33 240H34V239H33ZM74 240H75V239H74ZM118 240H119V239H118ZM134 240H135V239H134ZM163 240H164V239H163ZM163 240H162V241H163ZM220 240H222V239L220 238ZM223 240H224V239H223ZM239 240H240V239H239ZM260 240H261V239H259V241H260ZM24 241H25V240H24ZM41 241H42V240H41ZM53 241H54V240H53ZM136 241H137V240H136ZM167 241H168V240H167ZM202 241H203V240H202ZM202 241H201V242H202ZM218 241H219V240H218ZM262 241H263V240H262ZM262 241H261V243L263 244ZM54 242L56 243L57 241H54ZM54 242H53V243H54ZM234 242H235V241H234ZM251 242H253V241H251ZM36 243H37V242H36ZM235 243H236V242H235ZM23 244H24V243H23ZM32 244H34V243H32ZM56 244H57V243H56ZM84 244H85V243H84ZM194 244H196V243H194ZM194 244H193V245H194ZM44 245H45V244H44ZM58 245H59V243H58ZM74 245H75V244H74ZM182 245H183V244H182ZM217 245H218V244H217ZM233 245H234V244H233ZM244 245H245V244H244ZM20 246H21V245H20ZM31 246H32V245H31ZM52 246H53V245H52ZM56 246H57V245H56ZM63 246H64V245H63ZM79 246H80V245H79ZM191 246H192V245H191ZM242 246H243V245H242ZM253 246H254V245H253ZM54 247H55V245H54ZM80 247H81V246H80ZM119 247H120V246H119ZM199 247H200V246H199ZM249 247H250V244H249ZM63 248H64V247H63ZM63 248H62V249H63ZM78 248H79V247H78ZM107 248H108V247H107ZM113 248H114V247H113ZM193 248H194V250H195L196 246H194ZM32 249H33V247H32ZM59 249H60V247H59ZM68 249H69V248H68ZM75 249H76V248H75ZM133 249H134V248H132V250H133ZM183 249H184V248H183ZM188 249H189V247H188ZM199 249H200V248H199ZM50 250H51V249H50ZM52 250H54V248H53ZM52 250H51V251H52ZM191 250H192V249H191ZM37 251H38V250H37ZM51 251H49V252H50V253H53V251H52V252H51ZM63 251H64V250H63ZM84 251H85V250H84ZM127 251H128V250H127ZM188 251H189V250H188ZM219 251H220V249H219ZM236 251H237V250H236ZM32 252H33V251H32ZM35 252H36V251H35ZM79 252H80V251H79ZM102 252H103V251H102ZM156 252H158V251H156ZM196 252H197V250H196ZM200 252H201V251H200ZM61 253H62V251H61ZM87 253H88V251H87ZM197 253H198V252H197ZM260 253H261V252H260ZM48 254H49V253H48ZM55 254H56V253H55ZM57 254H58V253H57ZM81 254H82V253H81ZM186 254H187V253H186ZM239 254H240V253H239ZM34 255H35V254H34ZM41 255H42V254H41ZM62 255H63V254H62ZM84 255H85V254H84ZM119 255H120V254H119ZM130 255H131V254H130ZM192 255H193V252H192ZM196 255H197V254H196ZM236 255H237V254H236ZM245 255H246V254H245ZM28 256H29V255H28ZM35 256H36V255H35ZM37 256H38V254H37ZM46 256H47V255H46ZM55 256H56V255H55ZM88 256H89V255H88ZM102 256H103V255H102ZM106 256H107V255H106ZM199 256H200V255H199ZM199 256H197V257H199ZM203 256H204V254H203ZM203 256H202V257H203ZM206 256H207V255H206ZM206 256H205V257H206ZM38 257H39V256H38ZM48 257H49V256H48ZM48 257H47V258H48ZM50 257H51V254H50ZM56 257H57V256H56ZM56 257H55V259H54V257H53V259H51V260H48V259L45 260V259H43V260H45V261H43V264H58L59 261L56 260ZM69 257H70V256H69ZM115 257H116V256H115ZM193 257H194V256H191V252H190V254H187V255H186L185 258H186V262H187V264H193V263H192V259H191V258H193ZM205 257H204V258H205ZM39 258H41V256H40ZM58 258H59V257H58ZM119 258H120V257H119ZM180 258H181V257H180ZM195 258H196V257H195ZM215 258H216V257H215ZM17 259H19V258H17ZM69 259H70V258H69ZM116 259H117V257H116ZM193 259H194V258H193ZM197 259H198V258H197ZM199 259H201V258H199ZM15 260H16V259H15ZM65 260H66V259H65ZM65 260H64V261H65ZM105 260H106V259H105ZM108 260H109V259H108ZM139 260H140V259H139ZM241 260H242V258H241ZM35 261H36V258H35ZM41 261H42V260H41ZM41 261H38V263L41 262ZM103 261H104V260H103ZM124 261H125V260H124ZM193 261L196 263V260H193ZM208 261H209V260H208ZM244 261H245V260H244ZM32 262H33V261H32ZM81 262H82V261H81ZM141 262H142V261H141ZM197 262H201V260H200V261H197ZM205 262H206V261H205ZM35 263H36V262H35ZM90 263H91V262H90ZM118 263H120V262H118ZM118 263H117V264H118ZM123 263H124V262H123ZM184 263H185V262H184ZM243 263H244V262H243ZM39 264H41V263H39ZM60 264H61V263H60ZM174 264H175V263H174ZM179 264H180V263H179ZM196 264H201V263H196Z\"/></svg>",
  "mask_w": 264,
  "mask_h": 264
}]
</instances>
